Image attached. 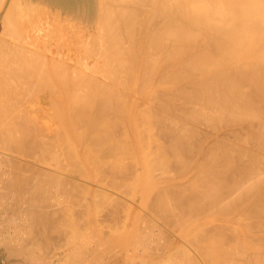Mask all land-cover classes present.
<instances>
[{"label":"bare ground","instance_id":"obj_1","mask_svg":"<svg viewBox=\"0 0 264 264\" xmlns=\"http://www.w3.org/2000/svg\"><path fill=\"white\" fill-rule=\"evenodd\" d=\"M5 1H2V3H1V5H0V10H1V8H2V6H3V3H4ZM9 5H8V7L10 6V0H9ZM12 5V4H11ZM108 11L106 12V14L104 15V22H105V25H104V22H103V37H106L107 38V40L108 41H110V44H109V42L104 38L103 40H102V46H103V41H107V44L106 43H104V51H102L101 50V48H99V46H98V44H97V40H96V43L93 45L94 47L96 46V44H97V46H96V49L98 50L99 49V51H97L96 52V54H97V57L95 56V52L93 51L94 49H89V51H88V49H84V48H90V47H92V45H84V43H83V41H86V39H84V38H80L82 35V37H84V34L83 33H81L80 34V32H79V34H80V36H79V34L78 33H76L79 37L77 38L76 36V34H74V35H76L75 37L78 39H76L77 41H74V40H71V38H69V36L71 35L70 33H68V32H65V31H61V29L59 30V28H40L39 26H40V24L38 23V22H36V23H34V25L32 26V22H31V26H27V25H25V21L26 20H24L26 17H23V18H21V16H20V18L21 19H17V18H15L14 17V14L17 12L16 10H15V12H14V10H8L7 11V9H6V11H7V13L5 14H3V15H1V18H0V23H1V26L4 28V30H5V28H6V30L8 29V30H10V31H12V34L14 33V35L16 36V35H18V38H21L22 37V40H20V42L19 41H16V44H12V45H10L9 44V46H10V48H9V46H8V44H5V42L4 43H1V48L0 49H2L3 47H5V48H7V46H8V48H7V51L5 50H2L3 52H1V50H0V127H2V128H0L1 130H0V142H1V140H4V142L2 143L3 145L4 144H8L9 146L7 147V145L5 146L4 145V147H2L3 145H1V147L3 148V149H6L7 151H8V149L10 150L11 148V150L14 152V151H16V149L18 150V152H23V156L24 155H28L29 153H31V154H38V156L41 154L40 152L42 151H44V152H46L47 154H49V153H56V149H59L57 146H59L61 149H59V150H57V154H52V155H55V156H59L60 155V153H62V155H60V159H61V157L63 156V155H66V156H71V157H73V155H75L76 153H75V151L77 152V154L74 156V157H76L77 155V159H71L70 158V156H69V159H71V161H69V159H67L66 161H68V162H70V164L72 163L73 164V162H74V164L75 163H77V164H79V163H81V165H82V162L84 163L83 164V166L85 165V167L84 168H81V167H83V166H81V165H77V164H75V166H74V164L72 165V166H74L72 169H73V172H74V170L75 171H77V172H79V175H80V173H82L84 176L86 175V174H88L87 176H90L91 178H93V182H94V179H95V175H96V173H95V175H94V173H92V171H97V172H100V175H99V173H97V177H98V175L99 176H101V174L102 173H104L105 174V171H107V170H104V171H102L101 172V170H103V169H105L106 167H107V165H105V164H103L102 166H104V167H102V166H100L102 163H104V161L105 160H108L107 158L104 160V157H110L109 155H112L111 157H110V159L112 160H110L109 159V161H106V162H112L111 164H112V166H113V168H112V170H114L115 171V173H118L119 174V171H123V169H127L128 170V167H129V165H132V164H129L128 163V156H131V158L129 157V161H130V163H133V162H135V160H138V158L140 157V155L139 156H136V158L134 159L133 158V155H135V149L133 150L132 148V145H128L129 143L128 142H131L132 141V139H130V137H128V139H130L131 141H128V139H127V145L128 146H131L132 148V150L129 148V147H127V145L125 146L124 145V143H122L121 141H124L125 142V138L124 137H127V136H130V134L129 133H125L127 130H125V132L123 131L124 129H126V127L122 130L123 131V133H125L126 134V136L124 135V134H120L121 135V139H118V140H121V141H118V140H116L117 139V137H120V135H119V133H118V136L116 137L115 135H116V132L118 131L119 132V127L121 126L119 123H118V121L121 119V120H123V122H124V124H122L121 122V120H120V123L122 124V125H125L126 123V116L127 117H129L128 115H131L130 117H133V115H132V111L134 110V108L133 107H136V106H138V107H140L139 105L141 104L142 106L144 105L143 103H146V102H148V99H149V96H150V98L152 99L153 97H152V95H149V96H147V93H150V94H152L153 92H156L157 94H158V96L160 95V94H162L161 95V99H160V101H156V103H157V105L159 104V107L157 106L156 108H158V110H159V108H161V105L163 104V105H169V100L167 99V101H168V103H166V101L163 103H161V101H162V96H164V97H167V95L168 94H170L168 97H169V99L171 100V97L173 98L172 100H173V102H176L175 104L172 102V101H170V102H172L173 104H174V107L176 106V107H178L179 106V102H177V100H182V101H184V100H186L185 101V103H184V105L186 106V111L184 110V112H182L180 109H182V107L181 108H176L175 107V109H174V107H173V105L172 104H170V106H168L169 108H171L172 109V107H173V109L175 110V111H172V110H170V111H172V112H170V113H174V112H176L177 110H179V115L180 116H178V113H175V115H173V117H176V116H178V117H176L174 120L171 118V116H169L168 117V115L169 114H167L166 113V111H165V109H167L168 107H162L163 109H164V111H162L161 109L158 111V112H160L161 113V111L163 112V113H161V116L159 117L160 119H157V118H155V115L154 116H152L154 113H153V111L150 113L148 110H146V111H148L149 113H150V115L152 116V117H154L155 118V120L157 119V120H160L161 121V124L163 123V121H165L166 122V120L167 121H170L171 119L173 120H171L169 123H172L171 124V126L169 125V123L167 122L166 123V125H165V123L163 124V125H165L166 127H165V129H166V136L169 138V140H168V138H167V140H168V142L170 141V145H167V148H168V146L170 147H172V143H174V144H179V145H177V146H179V149L181 150L182 149V144H186L187 142L190 144V142H192V140L191 139H194V141L191 143V145L193 144V143H195V145L193 144V146H191L192 148H193V150L195 151V147H196V142H195V134H194V132H192V131H190V129L189 128H191V129H193V131L195 130V128H197L196 127V124L194 125L193 123H200L201 121L200 120H202L203 121V119L204 118H206V121L204 122V123H208V121H210L211 119H209V116L207 115V112H208V114L210 115V113H211V111H210V108H211V110H214V111H218V112H213V114L215 115V114H217V113H220V112H222V113H220L221 114V116L222 115H225L227 112H228V114H235V115H237V114H239V113H241V114H239V115H241L242 116V118H245L244 116H247V118H249L250 116H251V122L252 121H254L253 119H254V117L256 116V119H255V121L258 119V121H254L255 122V126H254V124H252V126H254V128L256 127L257 129H253V130H256V135H254V134H252V133H254L253 131L251 132V131H249V132H251L250 134L249 133H247L248 131V129L247 128H243V129H246V130H243V131H245V132H243V133H245V134H248V136H245V137H247L248 138V140H249V136L252 134L253 135V138H254V136H257L256 138H254V139H258L259 138V140L261 141V146H263L264 145V0H108ZM130 5H131V8H132V11L130 12V10H128L129 9V7H130ZM15 6V5H14ZM13 6V7H14ZM134 6H137V7H140V8H143V10H145V11H143V10H141V9H139V11L141 10L142 11V13H141V11L140 12H138L135 16L133 15V14H135L136 13V11H137V7H135V9H136V11L133 9V7ZM16 7V9H17V7L18 6H15ZM130 8V9H131ZM17 10H19V9H17ZM134 11V12H133ZM146 11H148V13H147V15L148 16H150L151 17V20H150V17H149V19L147 20V23H148V21L150 22L149 23V25L151 24V27L155 24V27L153 26L150 30H149V33H147V31H146V34L147 35H145L144 33H142V35L144 34L145 36H143V39L141 40V42L139 43L138 42V39H139V34H137L136 32H140V28H139V30H137L136 28H133V26H135V27H140V26H138L139 25V23H141L140 21H142V14H143V12L145 13ZM19 12V11H18ZM20 13V12H19ZM141 13V14H140ZM17 15H18V13H17ZM20 15V14H19ZM40 15V14H39ZM137 15H140L141 17V19H140V21H139V16H137ZM147 15H145V17L147 18ZM42 16V15H41ZM132 16L134 17V18H132ZM138 17V18H136L135 19V17ZM19 17V16H18ZM144 17V18H145ZM41 18V17H40ZM153 18H155V19H153ZM29 19V18H28ZM27 19V20H28ZM137 20V24H136V21L134 22L133 20ZM163 19H164V21H163ZM30 20V19H29ZM131 20V21H130ZM154 20H156V21H154ZM34 21V20H33ZM71 21V20H70ZM74 21V20H73ZM131 22V24H133L132 26H130L129 25V23L128 22ZM153 21H154V23H153ZM162 22V24H161V22ZM20 22V23H19ZM29 22V21H28ZM144 23H146L145 22V20L143 21ZM142 22V23H143ZM165 24H164V23ZM76 23V22H75ZM143 23V24H144ZM157 23V24H156ZM29 24V23H28ZM126 24H128L130 27H132V29H135L136 31L134 32L133 30H131L132 31V33L134 32L136 35H134V36H137V37H135L134 38V40H136V38H137V42H138V44H136L138 47H137V50H139V52H137L138 54H136V57H137V59L135 60V64H131L130 63V60H132V55L130 56L131 57V59L129 60V58H127L128 57V54L130 53V54H132V52L131 51H134L133 53H135V50H136V48H134L135 50H133V49H131L130 48V46L133 48V46L130 44V42H129V44H126L127 42H128V40H127V38H129V33H131V31H130V27L128 28L127 26H126ZM142 24V26H144V27H146L145 25H143ZM163 24H164V26H163ZM82 25V24H81ZM137 25V26H136ZM141 25V24H140ZM161 25V26H160ZM8 26V27H7ZM123 26L125 27L124 28V30H123ZM147 27H148V24H147ZM62 28H64V27H62ZM126 28H128L127 30H128V34H127V32H125V30H126ZM2 29V28H1ZM142 29V28H141ZM6 30H5V32H6ZM144 30H146V28L144 29ZM148 30V29H147ZM1 31V30H0ZM3 32V31H2ZM7 32H9V31H7ZM141 32H142V30H141ZM140 32V33H141ZM144 32V31H143ZM1 33V32H0ZM11 33V32H10ZM66 33H68L69 35H66ZM72 33V32H71ZM58 34V35H57ZM199 34H200V38H201V35H202V37L204 38L202 41L203 42H201V43H205V44H203L204 46H205V48H201L202 46H201V43L199 42L198 43V46H201L200 48L198 47V49H201V50H197V47H196V51H195V46L194 45H196V43L197 42H195L196 40H197V36H199ZM2 35V34H1ZM5 35V34H4ZM13 35V37H15ZM131 35V34H130ZM21 36V37H20ZM38 36L41 38V39H44L45 40V44L43 43H41V42H39L41 39H39L38 40ZM141 36V35H140ZM10 37H12L11 35H10ZM17 37V36H16ZM72 37V36H71ZM125 37H127V38H125ZM132 37V36H131ZM130 37V40L129 41H131V40H133L132 38ZM169 37H171V39L169 38ZM2 38V37H1ZM18 38L17 39H15V40H18ZM199 38V37H198ZM3 39V38H2ZM4 39L5 40H7L5 37H4ZM12 39V38H11ZM38 41H37V40ZM54 39V40H53ZM95 39V38H94ZM93 39V40H94ZM97 39V38H96ZM164 39V40H163ZM165 39H169L170 41H168L167 43H172V47H168V46H170V44H168V45H165V44H163V42L165 43L166 41H165ZM196 39V40H195ZM202 39V38H201ZM49 40H51V41H49ZM126 40V41H125ZM193 40H195L194 42H193ZM0 41H1V39H0ZM10 41H12V40H10ZM14 41V40H13ZM48 41V42H47ZM53 41H54V43H53ZM114 41V42H113ZM177 42V43H179V42H189V41H191L192 43H193V47H191L190 45V47H188V49H191V50H194L195 52L194 53H192V51H191V53L189 52V55L187 54V57H186V55L184 56V58H189L188 60H186V59H184L183 58V60H182V58H180L182 61H181V63H184L185 64V66H187L188 68H186L185 69V67L183 66V65H181L180 64V61H178L179 59V57L182 55V53H183V51L185 50V53H186V51L188 50H186V48H185V46H181V45H179L178 44V46H176V47H178V49L176 48V49H174L173 48V45L175 44V42ZM204 41H206V42H204ZM7 42V41H6ZM17 42H18V44H17ZM39 42V43H38ZM90 42V41H89ZM99 42V41H98ZM101 42V41H100ZM135 42V41H134ZM137 42H135V43H137ZM173 42H174V44H173ZM14 43V42H13ZM84 45L83 47L81 46L82 44ZM86 43L88 44V41H86ZM112 43V44H111ZM166 43V44H167ZM176 43V44H177ZM4 44L6 45V46H4ZM79 44H81V45H79ZM107 46H106V45ZM126 44V45H125ZM207 44H208V46H207ZM130 45V46H129ZM163 45H165V46H167L168 47V49H170V50H172V49H174L172 52H171V55L172 54H175V53H177V55H179V52H181L180 53V55L179 56H177L176 54L174 55L175 56V58H177L178 60H177V62L176 63H178L179 62V64L178 65H181V66H183L182 68H179V66H177V68H179V69H182V70H184V72L185 71H189L190 72V74L188 73V76L187 77H190V78H188L189 79V82L187 83V81H186V84H183V85H185V86H183V85H181L182 87H180V85H178L177 86V88L178 87H180L181 89L183 88L184 90V92L182 91V90H180L179 92H178V89L176 90L177 92L175 93V89L173 90V89H171L173 92H171L172 94L173 93H175V94H173L174 96H177V94H179L180 96L182 95V98H180V96H179V98H174L173 97V95L171 94V93H169L171 90H169L168 88H169V86H167V90L168 91H165V92H167L168 94H166L163 90H160L162 93H159L158 91H159V88L155 91H153V89L155 88V86L157 85V86H159L158 84H159V82L160 81H163V80H161V78H163L164 80H165V77H162L161 75L165 72V70L168 72H171L172 73V71L174 70V69H176L175 70V72H177V73H175V72H173V73H175V75L174 76H176L177 78H178V76H180L181 77V79L180 80H177V78L175 77L174 79H172V80H168V79H171V77L173 78V73H172V75L169 73H167L166 72V74L168 75L167 76V81L165 80V84H167V83H169V81H170V83H171V81H172V83H173V81L176 83V82H178V81H181V80H186V74L187 73H184L183 71H182V74H180L179 73V70H177V68H175L176 66V64L174 63L173 64V62L171 63V62H169V63H171L172 65H174L175 67H172V66H163L162 64L163 63H159V61H160V58H162V62H164L163 60H165V58H167L166 60L168 61V59L170 58V60H171V55H170V50H169V52H168V50H165L164 49V51H163V48H167V47H163ZM184 45H186V44H184ZM3 46V47H2ZM84 49V50H82V48ZM90 46V47H89ZM187 46H188V44H187ZM186 46V47H187ZM197 46V45H196ZM105 47H107L108 49H106ZM136 47V46H135ZM174 47H175V45H174ZM4 48V49H5ZM79 48H81V49H79ZM128 48H129V51H128ZM194 48V49H193ZM131 49V50H130ZM80 50V54L81 55H83V53H82V51L83 52H86L84 55L86 56L85 58L87 59V55L89 54L90 55V53H91V56L93 57V58H95V59H97V60H94L95 62L94 63H92V61L91 62H88V61H90V60H86V59H84V56H80L79 55V51ZM91 50V51H90ZM102 52H101V51ZM106 50V51H105ZM165 51H167V52H165ZM190 51V50H189ZM199 51V52H198ZM88 52V53H87ZM93 52H94V54H93ZM163 52H165L164 54H163ZM175 52V53H174ZM168 55H167V54ZM75 54V55H74ZM129 54V55H130ZM165 54L167 55V57L165 56ZM184 54V53H183ZM133 55H135V54H133ZM80 56V57H79ZM91 56H88V57H91ZM163 56V57H162ZM165 56V57H164ZM168 56H170L169 58H168ZM3 57V58H2ZM100 57H102V58H100ZM134 57L135 56H133V60H134ZM135 57V58H136ZM182 57V56H181ZM81 58V59H80ZM102 59L101 61L103 62V63H101V61H100V59ZM174 58V57H173ZM86 60V61H84L83 63H82V61L83 60ZM92 59V58H91ZM82 60V61H81ZM132 60V61H133ZM165 60V62L166 63H164V64H166L167 65V61ZM174 59H172V61H173ZM176 60V59H175ZM186 60V61H185ZM137 61V62H136ZM129 62V63H128ZM134 62V61H133ZM161 62V61H160ZM186 62V63H185ZM159 63V64H158ZM168 63V64H169ZM101 64H102V66L104 67H102L101 66ZM157 65H160V67H159V69L163 66L164 68H161V72L160 71H158V72H160V74H158V72H157ZM180 66V67H181ZM168 67H170V68H168ZM171 68H173L172 69V71H171ZM184 68V69H183ZM189 68H192V69H194L193 71H192V69H189ZM158 69V70H159ZM164 69V70H163ZM169 69V70H168ZM163 70V71H162ZM202 70V71H201ZM104 71H106V72H104ZM192 71V72H191ZM199 71V72H198ZM200 71H201V73L204 75V76H202L201 74H200ZM104 72V73H103ZM194 72H198L199 74H200V76H199V74H197V73H194ZM183 73L185 74L184 76H185V78L183 79V77H182V75H183ZM191 73H192V75L193 74H197L198 76H199V79L197 78V76H196V78H197V81L195 80V82H194V80L193 79H191V78H194V77H192V76H189V75H191ZM157 74V75H156ZM165 74V73H164ZM159 75V76H158ZM171 75V76H170ZM157 76V77H156ZM166 76V75H165ZM160 77V78H159ZM170 77V78H169ZM201 77H203V78H201ZM177 81H176V80ZM190 79L191 80H193L192 81V83H191V81H190ZM163 83V82H162ZM169 83V84H170ZM171 83V84H172ZM174 83V84H175ZM185 83V82H184ZM194 83H195V85H194ZM164 84V83H163ZM176 84H178V83H176ZM188 84V85H187ZM189 84H192L193 86H191V89H193L194 88V90L191 92L190 91V93H189V91H187V90H185V88H189L188 86H189ZM162 85V84H161ZM186 85H187V87H186ZM195 86V87H194ZM122 87H124L125 88V90L128 88V89H130V93L132 92V91H136V92H139V94H143L144 93V95L142 96V97H139V95L137 96V97H139V99L140 98H142V99H140L139 101H137L138 100V98H136V97H134V96H132L131 94H129L130 96H131V98H136L135 100H133V99H131V98H129V99H131L132 100V103L131 104H129L130 103V101L128 102V103H126V99L125 98H127V97H125V98H123L124 96H125V94H122L123 93V91H121L123 88ZM173 87V86H172ZM193 87V88H192ZM150 88V90L152 89V91L151 92H149L150 90H148ZM165 88V87H164ZM170 88H171V85H170ZM156 89V88H155ZM162 89V88H161ZM41 90V91H40ZM124 90V91H125ZM148 90V91H147ZM34 91L36 92V91H40L39 93V96H38V94H37V97H32V96H30V94L31 95H33V94H35L34 93ZM119 91H121L122 93H120V94H122V95H120L119 93H117V92H119ZM127 91V90H126ZM126 91L124 92V93H126ZM181 91H182V94H180L181 93ZM31 92H33V94L31 93ZM38 92H36V93H38ZM127 92H129V91H127ZM146 93V94H145ZM163 93H165L166 94V96H165V94H163ZM27 94H29V95H27ZM86 94H88V95H86ZM118 94L120 95V97L118 96ZM137 93H134V95H136ZM156 94V95H157ZM185 94V95H184ZM84 95L85 96H88V100H87V97H85L84 98ZM93 96V97H95V100H93L94 98H92V101H94L93 102V104L95 105V103H96V106L97 107H95L93 104H92V101L91 100H89L90 98H91V96ZM155 95V93L153 94V96ZM188 95V97H183V96H187ZM27 96V97H26ZM29 96L30 97H32V98H29ZM171 96V97H170ZM24 97H26L27 99H35V98H37V99H35V102L36 103H32V102H27L28 100L26 99V98H24ZM160 97V96H159ZM22 98H24V99H22ZM81 98H84V99H86V100H82ZM120 98L122 99V100H124L125 101V103L123 102V101H121L120 100ZM155 98H156V100L158 99L156 96H155ZM155 98H153V99H155ZM190 99V100H188V99ZM25 99H26V101H25ZM151 99H149V102H154V101H150ZM152 99V100H153ZM158 99V100H159ZM174 99H175V101H174ZM187 100L189 101V104H190V106H191V104H195L196 103V107H194L195 105H193V106H191V107H189V108H193L194 107V111H193V113H192V109H189V108H187L188 107V104H186V103H188L187 102ZM22 101H25L26 103H24L25 105L27 104V103H29V104H34L31 108H27L28 107V105H26L25 106V108H23L22 106H24L23 104H21L22 103ZM83 101V102H82ZM89 101V102H88ZM127 101H128V98H127ZM181 101V102H182ZM90 102H91V104H90ZM159 102V103H158ZM191 102V103H190ZM194 102V103H193ZM124 103V104H123ZM155 103V102H154ZM161 103V104H160ZM183 103V102H182ZM182 103H180L181 105H182ZM197 103H199V104H197ZM88 104V105H87ZM127 104H129V106L128 107H130L129 108V111H130V113H129V111L126 109L127 108ZM151 104V103H150ZM203 104V105H202ZM79 105V106H78ZM85 105H86V107H85ZM133 106V107H131V106ZM134 105H136V106H134ZM153 106H154V104H152ZM156 105V104H155ZM178 105V106H177ZM184 105H182L183 107H184ZM197 105H199V107L197 106ZM207 105V107H208V109L207 110H205V109H203V108H200V106L202 107H204V106H206ZM74 106H76V107H74ZM80 107L79 109H78V107ZM90 106V107H89ZM124 106H126V107H124ZM149 105H147V108H149L148 107ZM153 106H151V107H153ZM92 107H94V108H92ZM144 107V106H143ZM151 107H150V109H151ZM199 109H198V108ZM206 107V108H207ZM128 111L127 112V115H126V110ZM137 108V107H136ZM169 108H168V110H169ZM205 108V107H204ZM213 108V109H212ZM125 110V112H124V110ZM144 109V108H143ZM145 109H146V107H145ZM154 109H155V107H154ZM184 109H185V107H184ZM187 109H188V113L191 111V113H189V114H193L194 116H192L191 115V118H193V119H191L192 120V124L193 125H191L192 127H190L188 124L189 123H191V122H187V121H189V120H187V119H190V118H188V117H185V115H184V113L186 114L187 113ZM201 109H203L204 111H202ZM123 110V112L121 113V111ZM136 110V109H135ZM134 110V111H135ZM139 110V109H138ZM140 110H142V109H140ZM152 110V109H151ZM150 110V111H151ZM156 110V109H155ZM183 110V109H182ZM190 110V111H189ZM143 111V110H142ZM207 111V112H206ZM209 111H210V113H209ZM75 112H77V114L75 113ZM136 112V111H135ZM135 112H133V113H135ZM139 113H140V111H138ZM154 112H156V111H154ZM165 112V113H164ZM178 112V111H177ZM203 112H205V114L203 113ZM225 112V114H223ZM76 115H78L79 113H81V114H79V116L77 117H75L74 115L75 114ZM116 113H118V115H121V118L120 117H118L117 115H115V116H113L114 114H116ZM120 113V114H119ZM129 113V114H128ZM145 114H146V112H144ZM148 113V114H149ZM153 113V114H152ZM183 113V114H182ZM187 113V114H188ZM74 114V115H73ZM123 114H125V116H122ZM143 114V113H142ZM156 114H157V112H156ZM163 114H165V116L163 115ZM177 114V115H176ZM186 114V115H187ZM212 114V113H211ZM242 114H252V115H242ZM149 115V116H150ZM171 115V114H170ZM181 115H184V116H182L185 120L184 121H186V122H184V121H180L181 122V124H177V123H175V122H178L182 117H181ZM231 115L230 116H228V118L230 117L231 118ZM253 115H255L254 117H253ZM74 116V117H73ZM112 116L113 117H118L117 119H119V120H117V121H114V119L115 118H112ZM145 115L143 114V117H144ZM168 118H167V117ZM189 116V115H188ZM219 116V114H217V117H216V115L215 116H213V115H211V117H212V122H211V124L215 127L216 126V124L217 123H214V120H213V118L215 117V118H218L219 120L221 119L222 120V117L224 118V116H222L221 118H219L218 117ZM226 116H227V114H226ZM225 116V117H226ZM240 116V117H241ZM125 118V121H124V118ZM142 117V118H143ZM157 117V116H156ZM165 117V118H164ZM181 117V118H180ZM195 117H196V119H198L199 117H203L202 119H198L199 121H195V122H193V120H195ZM198 117V118H197ZM207 117H208V119H207ZM233 117V116H232ZM239 117V118H240ZM252 117H253V119H252ZM73 118H74V120H73ZM76 118H79L81 121L78 123V120H76ZM123 118V119H122ZM134 118V117H133ZM146 118V117H145ZM149 118V117H148ZM153 118V119H154ZM167 118V119H166ZM177 118H179V120L177 119ZM242 118H240L239 120H245L246 121V118L245 119H242ZM128 119V118H127ZM130 119V118H129ZM135 119V118H134ZM144 119V118H143ZM142 119V120H143ZM152 119V118H151ZM170 119V120H169ZM176 119L178 120V121H176ZM218 119H216V120H218ZM232 119H234V120H238V117H236V119L235 118H232ZM231 119V120H232ZM250 119H249V122H250ZM73 120V121H72ZM114 121V123H113V121ZM116 120V119H115ZM190 120V121H191ZM208 120V121H207ZM224 120H225V118H224ZM223 120V121H224ZM231 120L229 119V120H227L226 121V123L227 124H229V123H232L231 122ZM237 120H236V123H237ZM238 120V121H239ZM77 121V122H76ZM129 121V120H128ZM127 121V124L130 122H128ZM131 121H133V122H135V120H131ZM159 121V122H160ZM175 121V122H174ZM247 121H248V119H247ZM56 122L59 124L58 126L56 125ZM115 122L118 124H115ZM133 122H132V124H133ZM158 122V121H157ZM229 122V123H228ZM240 122V121H239ZM238 122V123H239ZM248 122V123H249ZM55 123V124H54ZM75 123H77L76 125H75ZM131 123V122H130ZM129 123V124H130ZM174 123V124H173ZM179 123V122H178ZM187 124L186 126L187 127H189V128H187L186 126H185V124ZM222 122L220 121V124H221ZM224 123V122H223ZM225 123V124H226ZM233 123H235V121H233ZM240 123H242V122H240ZM244 123V122H243ZM81 126V124H82V126L83 127H85V129H84V131H82L83 129H82V126H81V131H82V134H80L79 133V131H80V127H79V125ZM117 126H115V125ZM126 124V125H127ZM132 124H131V126H132ZM160 124V125H161ZM168 124V125H167ZM176 124H177V126H176ZM209 124V123H208ZM215 124V125H214ZM220 124L218 123L217 124V126L219 125L220 126ZM245 124V123H244ZM250 124V123H249ZM56 125V126H55ZM77 125H78V128H77ZM210 125V124H209ZM230 125V124H229ZM248 125V124H247ZM4 126V127H3ZM116 127V130H115V127ZM119 126V127H118ZM130 126V127H131ZM193 126H195V128L193 127ZM244 126H246V124L244 125ZM251 129L253 128V127H251V125H248ZM114 127V128H113ZM160 127H163L162 125L160 126ZM186 127V128H185ZM247 127V126H246ZM76 128L79 130H76ZM133 128V127H132ZM242 128V127H241ZM115 130V132H114V130ZM162 129V128H161ZM165 129H163L164 130V133H165ZM187 129H189V131H187ZM163 130H161L162 132H163ZM197 130V129H196ZM199 130V129H198ZM197 130V137L196 138H198L200 135V133H202V131L199 133V131ZM239 130V129H238ZM77 131H78V133H77ZM122 131H120V132H122ZM242 131V130H241ZM161 132V133H162ZM190 132H192V134H194V137L192 136V134L190 133ZM196 132V131H195ZM226 132V131H225ZM240 132V131H239ZM115 133V134H114ZM242 133V134H243ZM163 134V133H162ZM191 134V139L190 138H188L189 137V135ZM224 134V133H223ZM223 134H221V135H223ZM228 134V133H227ZM202 135V134H201ZM225 135H226V133H225ZM252 135H251V137H252ZM64 136H66L65 137V139L67 140H63L64 139ZM70 136V137H69ZM71 136H73L74 138H77V140H78V138H80V140L78 141L79 143H80V146H79V149H77L76 150V148H78V146L75 148V150H73V148L70 150V144H68V140H69V138H71ZM163 136H164V134H163ZM162 136V137H163ZM229 136V135H228ZM228 136H227V138H228ZM8 138V141L9 142H7V138ZM69 137V138H68ZM171 137V138H170ZM219 137V136H218ZM222 137H224V136H222ZM222 137H220L221 139L220 140H222V141H224L225 139H223ZM226 137V136H225ZM250 137V138H251ZM122 138H123V140H122ZM246 138V139H247ZM251 139V140H254V139ZM160 139V138H159ZM158 139V140H159ZM163 139V138H162ZM188 139H190V142H189V140ZM13 141V140H15V141H20V142H22V149H24V151L21 149V147L19 148V146H17L18 148H16L15 147V145H12L14 142H11V141ZM171 140H173L174 142H171ZM215 140H217L218 141V138L217 139H215ZM218 141L217 143L216 142H214L213 143V145L212 146H210V147H214V144H215V147H216V144L217 145H219V142L220 143H222V146L221 147H218L217 146V152H218V150L220 149L221 150V152H218V154H217V152H215V151H213L212 149H210L208 146V148L207 149H209L210 151H212V152H210V153H208L209 151H207V153H208V155H211L212 153V155L214 156L215 155V153H216V155H221V153L223 154V156L221 155V157H219V158H221V159H226V161L228 160V164H231L232 163V161L234 160H236L237 161V159L238 158H240V157H238L237 159H235L238 155H234V157L232 158V156H233V154H234V152L236 151V150H238V145L239 144H237V143H235L234 142V145H236V146H234L235 148H236V150H233L232 151V149H235L234 147H232L233 145H230L232 142L231 141H229V140H225V141H229V145L228 144H226V142H221V141ZM256 140H254L255 142H256ZM5 141H6V143H5ZM66 141V142H65ZM144 141V140H143ZM11 142V143H10ZM19 142V143H20ZM121 142V143H120ZM125 142V143H126ZM160 142V141H159ZM186 142V143H185ZM253 142V141H252ZM254 142V144L255 145H257L258 143H259V150H260V142L258 141L257 143H255ZM103 143H106V145L108 144V146L106 147V146H102L101 145V147L99 148V150H98V147L100 146V145H98V144H103ZM166 143V142H165ZM10 144H11V146H10ZM23 144H25L26 146H27V151H25V146L23 145ZM64 144H67V146L69 147V151H72V152H68V148H67V146L66 147H64L65 145ZM123 146H121V145ZM131 144V143H130ZM132 144H133V142H132ZM201 144V143H200ZM200 144H199V146L198 147H200ZM224 144H226V145H224ZM233 144V143H232ZM19 145V144H18ZM95 145H97V149L96 150H98V151H95V149H94V147H95ZM103 145H105V144H103ZM186 145H188V144H186ZM253 145V144H252ZM254 145V146H255ZM20 146H21V144H20ZM92 146H94L93 148H92ZM175 146V145H174ZM195 146V147H194ZM241 146V145H240ZM258 146V145H257ZM10 147V148H9ZM24 147V148H23ZM109 147V148H108ZM121 147V148H120ZM143 147H144V144H143ZM169 148L170 150L173 148L174 149V147H172V148ZM187 146H185V150L186 149H188V148H190V146H188L187 148H186ZM202 147V146H201ZM248 147V146H247ZM246 147V149H245V147L243 146V148H240L239 147V153H241L242 155L241 156H244V159H245V157L247 156L245 153V150H247L248 148ZM253 146H251V148H252ZM256 147V146H255ZM15 150H14V149ZM105 148V153H102V152H104L103 150H101V154H96V155H94V152H96V153H98L99 151H100V149H104ZM122 148H123V150H122ZM124 148H128L129 150H130V152H132L133 151V155L131 154H128V152H129V150H126V151H124ZM135 148V147H134ZM158 148V147H157ZM161 148V147H160ZM162 148H163V146H162ZM165 148V147H164ZM184 148V147H183ZM192 148H190V150H187V152L186 151H184V150H182V151H184V152H186L185 154H188V155H193L195 152H193L192 151ZM263 148H264V146H263ZM21 149V150H20ZM65 149L67 150V152L69 153H66L65 154ZM93 149H94V152H93ZM107 149H108V151H107ZM119 149H121L122 150V152L123 153H121V150H119ZM166 149V148H165ZM178 149V148H177ZM176 149V146H175V150H173V152L172 153H174L175 154V158L176 157H184V156H182V154H178V152H180L181 153V151H179V149L177 150ZM199 149V148H198ZM202 149V148H201ZM204 149V148H203ZM202 149V150H203ZM206 149V146H205V151L207 150ZM240 149H242V151L240 150ZM243 149H245L244 151H243ZM250 149V148H249ZM249 149H248V151H249ZM41 150V151H40ZM60 150H61V152H60ZM78 150H79V152H80V154H78ZM91 150H92V152H91ZM164 150V149H163ZM167 150V149H166ZM219 150V151H220ZM254 149H250V151L252 152V153H254V151H256V150H254ZM263 149H261V151H262ZM65 151V152H64ZM73 151H74V153L75 154H73ZM120 151V154H126V156H124V155H118V152ZM147 151V150H146ZM172 151V150H171ZM175 151V152H174ZM178 151V152H177ZM188 151H189V153H188ZM232 151V152H231ZM241 151V152H240ZM258 151V150H257ZM6 152V151H5ZM9 152V151H8ZM17 152V151H16ZM24 152H26V153H24ZM27 152H29V153H27ZM49 152V153H48ZM58 152H60V153H58ZM107 152V153H106ZM156 152V150L154 151V153ZM183 152V153H184ZM242 152H245L244 153V155H243V153ZM1 153V152H0ZM4 153V151L1 153V154H3ZM64 153V154H63ZM171 153V154H172ZM198 153V152H197ZM207 153H205V156L207 155ZM231 153H233L232 155H231ZM238 153V152H237ZM248 153V152H247ZM256 153L257 152H255V154L254 155H256ZM7 155L8 154V156L9 155H11V154H13V153H11V154H9V153H4L3 155ZM17 154H19V153H17ZM16 154V155H17ZM31 154H29V155H31ZM43 154V153H42ZM73 154V155H72ZM92 154V156L94 157V158H96L97 157V155H100V156H102L101 157V159L103 158V160H99L100 158V156L99 157H97L98 158V160L97 161H95L94 163H95V165L94 166H91V164H90V160L92 161V159H94L93 157H91L90 155ZM104 156H103V155ZM113 154H114V157H113ZM119 157H121V159L120 158H118V156ZM128 154V155H127ZM174 154H172L173 155V157L172 158H174ZM176 154H178V156H176ZM249 154V153H248ZM251 154V153H250ZM264 154V153H263ZM5 155V156H6ZM21 155H22V153L21 154H19V155H17V156H19V157H21ZM27 155H26V157H27ZM28 155V156H29ZM34 155H31V156H34ZM46 154H44V155H42V156H37L38 157V159H40V157L41 158H43L44 159V156H45ZM80 155V156H79ZM115 155L117 156V158L115 157ZM147 155V154H146ZM159 155H161V154H159ZM159 155H158V157H155V156H153V154H151L150 156H153V157H155V158H158V159H154L155 160V163H156V160H157V164H160V162H161V164H160V166L162 165V163H163V165H164V162H167L168 161V159H166L165 157H164V155H163V160H167V161H161V159L162 158H160L159 157ZM162 155H161V157H162ZM171 155V156H172ZM207 155V157H205V158H210V156H208ZM212 155H211V157H212ZM246 155V156H245ZM4 156V157H5ZM16 156V157H17ZM22 156V157H23ZM51 156V155H50ZM124 156V157H123ZM142 156V155H141ZM166 156V155H165ZM170 156V157H171ZM194 156H195V154H194ZM193 156V157H194ZM240 156V155H239ZM250 156V155H249ZM252 154H251V158H252ZM11 157H13V155L11 156ZM21 157V158H22ZM26 157H24L25 159H26ZM47 157H49L48 155H47ZM47 157H45V158H47ZM65 157V156H64ZM79 157V158H78ZM80 157L81 158H83L82 160H84V161H81L80 162ZM112 157H113V159H112ZM122 157L123 158H126L127 159V161H126V163H125V161H123V159H122ZM135 157V156H134ZM138 157V158H137ZM167 157H169L168 155H167ZM191 157V156H190ZM193 157H191L190 159H193ZM218 157V156H217ZM215 158L216 159V161H217V159L218 158ZM248 157V156H247ZM246 157V158H247ZM255 157H259V158H262V161H260V162H263V157H264V155L262 156L261 154H259L258 155V153H257V156H254L253 158H252V160H251V164H252V162L253 163H256V164H258V165H260V167H262V166H264V163H262L263 165L261 166V163L259 162L258 163V161L260 160L259 158H257V160H256V158ZM3 158V157H2ZM1 158V156H0V167L2 168V162H4L5 160H6V158L4 159H2ZM14 158V157H13ZM23 158V159H24ZM28 158V157H27ZM56 158V157H55ZM57 158H59V157H57ZM56 158V159H57ZM133 158V159H132ZM142 158H143V156H142ZM144 158H146V157H144ZM147 158H149V157H147ZM144 159L145 161H149V159ZM160 158V159H159ZM171 158V159H172ZM182 158H179V159H181V161L179 160V164H180V162H181V164H180V167H181V165H184V163L186 162V160H185V158H183V160H185V161H183L182 160ZM243 157H241L240 159H242ZM17 159H20V158H17ZM16 159V160H17ZM28 159H30V158H28ZM27 159V160H28ZM31 159H33V158H31ZM42 159V161H44ZM55 159V160H56ZM60 159H57V160H59L60 161ZM65 159H66V157H65ZM65 159H63L64 160V162H65ZM118 159V160H122V162H124V164L127 166H125V165H123V164H119V163H121L120 161H116V160ZM131 159V160H130ZM151 159H152V157H151ZM152 159V160H153ZM170 159V160H171ZM189 159V160H190ZM221 159H218L219 161L218 162H220V160ZM233 159V160H232ZM244 159H242V161L244 160ZM248 159H250V158H247V160ZM259 159V160H258ZM4 160V161H3ZM35 160V162H36V159H34ZM56 160V161H57ZM78 160V162H76ZM134 160V161H133ZM140 160V159H139ZM139 160H138V162H139ZM142 160V159H141ZM140 160V161H141ZM158 160H160V161H158ZM174 160V159H173ZM175 160H177V159H175ZM212 160V161H211ZM229 160H232V161H229ZM17 161H20V160H17ZM16 161V162H17ZM25 161V160H24ZM30 161V160H29ZM28 161V162H29ZM33 160H31L29 163H28V165H30V163L32 162ZM73 161V162H72ZM99 161V163H97ZM100 161H102V163L100 162ZM133 161V162H132ZM143 161V160H142ZM191 161V160H190ZM190 161H187L186 163H190ZM193 161H194V159H193ZM192 161V162H193ZM206 161V162H205ZM223 161V162H222ZM234 162V163H246L247 161L245 160V162L243 161H241L240 160V162ZM239 161V160H238ZM249 161V160H248ZM257 161V162H256ZM5 162H9V161H5ZM21 162V161H20ZM27 162V161H26ZM35 162H33V165L32 166H34L35 164ZM61 162L63 163V161L61 160L60 161V164H61ZM68 162H66V163H68ZM118 162V163H117ZM144 162V161H143ZM151 162H153V161H151ZM151 162H146L147 163V165H148V163H151ZM169 162V161H168ZM170 162H172V161H170ZM176 162V161H175ZM175 162H172V166H173V163L175 164ZM182 162H184V163H182ZM204 162H205V164L206 165H204ZM209 162V164L210 163H212V162H214V163H218V162H215V161H213V159H205L204 161H202V163H200V165H201V167L204 165V166H209V164H207ZM221 162H222V165H223V163L225 164H227V162H225L224 160H221ZM221 162L218 164L219 166H221ZM231 162V163H230ZM23 163V162H22ZM21 163V165H23ZM43 163V162H42ZM41 163V164H42ZM45 164H46V162H44ZM49 162H47V164H48ZM59 162H57V164L55 163V165H53V167L55 166V167H57V171L56 172H59V171H62V170H59L58 171V167H59V164H58ZM66 163L64 164L65 166H67V168H69V167H72V166H70V164H67L66 165ZM92 163V162H91ZM113 163H115V164H113ZM116 163H117V165H116ZM127 163L129 164V165H127ZM137 162H135V164H136ZM154 163V162H153ZM154 163V166H152V167H156L157 166V164H155ZM178 163H176V165H174V166H176L177 168H175L174 166H173V168L174 169H178L179 168V164ZM185 163V164H186ZM214 163H212L213 165H211V167L208 169V172H214L215 171V174H211V175H215V176H211V177H209V178H213V180L211 181V182H213V181H215L214 180V177H220L219 175V173L218 172H220L221 171V176H222V178L224 177V176H226V175H228L229 174V172H228V174H227V171H230L231 169H232V165H230L231 166V169H230V167L228 166L227 167V169H223V168H226V165H223V166H225V167H223L222 168V170H217L216 171V168H218L217 166L218 165H214ZM248 163V162H247ZM246 163V164H247ZM250 163V162H249ZM248 163V164H249ZM11 164H12V162H11ZM100 164V165H99ZM144 164V163H143ZM142 164V165H143ZM166 164V163H165ZM227 164V165H228ZM247 164V166L245 165V164H241V165H245V167L244 168H246V167H248V168H246V170H244L243 169V166H241V165H238L237 167H236V165L237 164H235V168H237L239 171H237V169H235V168H233V171H235V172H233L234 173V176H236L237 175V173L238 172H240L241 171V169H243L244 170V172L243 171H241L240 172V176H243L244 178H242V179H245V180H241V177L239 178V176H237V177H233L234 179L232 180V177L231 176H233L231 173V175H230V180H232L231 181V183H229L228 185H229V187H224L227 183L225 182V181H227L228 180V182H229V175L225 178L224 177V179H225V181H223V180H220L219 178H215L216 180H217V182L216 183H218L219 182V184L217 185V184H213V183H211V182H208V185H206V189L208 188L207 186H209L210 185V187L209 188H211V186H212V190L210 191V189L208 190V191H210L209 193H211L214 189L217 191L218 189H220L222 186L221 185H223V187L224 188H227V190H225V189H221V190H218L217 191V194L215 195V191H214V193L212 192L210 195H215L214 196V200H216L217 199V196L219 197L218 199H220V200H218L217 201V203H219L218 204V206L216 205V207L214 206L215 204H217V203H215V204H211V202H214L213 200H211L212 198L210 197V195H208V191L207 192H205L204 190H206V189H201V190H203L204 191V193H207V196H209V197H204V196H206V195H204L203 197L205 198H203L202 199V194H203V191H200L199 189H197L196 187H195V189H197V190H199L200 191V195H201V197L200 196H198L197 197V194H195L196 192H198L197 190H195L194 191V189L192 190L191 189V186H190V191H192V192H188V194L190 193V195H187V197H188V199L190 200H193L194 201V199H192V197L190 198V196H193L194 194H195V197H197V198H201L202 200L200 201V199H196L195 201L197 202V200H198V202L200 203H202L203 204V200H204V202H206L205 203V205L206 206H204L203 207V205L200 203L199 205L201 206V208L203 209V211L202 212H204L205 210H206V207L209 205V204H211V206L210 207H215V208H213L212 210H216V209H219V210H222V211H224V213H226L227 214V208L229 207V206H231V205H235V203H236V201L238 200V199H240V197H245L246 196V193H247V196L248 197H250V198H253V197H251L252 196V193H250V194H248V192L250 191L251 192V190L253 189L254 191H255V189L254 188H257L258 187V185L260 186V187H258V188H261V190H262V188L264 187L263 185V182H264V179H262L264 176L262 175L261 176V174L260 173H256V171L259 169V168H257V170H256V164H249L248 165ZM5 165V164H4ZM7 165V166H6ZM4 167L5 168H8V166L10 165V162H9V165L8 164H6ZM16 165V164H15ZM19 165H20V163H19ZM18 165V162H17V166H14V167H9L10 169H5V171L7 170V171H9V170H11V175L9 174V177H13L14 175H12V174H15V173H12L13 172V170L11 169V168H16V169H14V171L15 170H17V172H16V178H18L19 179V175L21 176V173L19 172L21 169H19V168H21L20 166ZM27 165V164H26ZM27 165V166H28ZM49 165V164H48ZM57 165V166H56ZM63 164H62V168L64 169V170H66L67 168H65V166H64ZM93 165V164H92ZM97 165H99V166H97ZM120 165H122V166H120ZM142 166V165H140V164H136V166ZM144 165H146V164H144ZM147 165L145 166V167H147ZM152 164H150V166H151ZM156 165V166H155ZM178 165V166H177ZM188 165H190V164H188ZM200 165H198V166H200ZM12 166V165H11ZM26 166V167H27ZM47 166V165H46ZM64 166V167H63ZM76 166H78V167H76ZM79 166H81L80 168H79ZM106 166V167H105ZM111 166V167H112ZM124 166V167H123ZM133 166V165H132ZM150 166H149V168H150ZM184 166H186V165H184ZM183 166V167H184ZM214 166H215V168H214ZM240 166V167H239ZM252 166H254V167H252ZM25 167V168H26ZM30 167V166H29ZM29 167H27L28 169H30ZM41 167V166H40ZM40 167H37L36 165H35V169H37V170H39V174H41V176H42V173L44 174V173H49V170L51 171H55L56 170V168H55V170L54 169H50V168H46L47 169V172H44V169H43V171H40L41 170V168ZM52 167V168H53ZM99 167V168H98ZM109 167V166H108ZM107 167V168H108ZM110 167V168H111ZM183 167H181V168H183ZM222 167V166H221ZM220 167V168H221ZM240 169H239V168ZM242 167V168H241ZM250 167H251V169L256 173V176L258 175V177H256L255 176V174L253 175L252 174V176H251V174H249V173H247V172H251V169H250ZM38 168H40V169H38ZM43 168V167H42ZM61 168V166L59 167V169ZM61 168V169H62ZM100 168H103V169H100ZM110 168H108V171H109V169ZM123 168V169H122ZM157 168V167H156ZM181 168H179L180 170H181ZM229 168V169H228ZM254 168H255V170H254ZM19 169V170H18ZM23 169H24V166H23ZM34 169V170H35ZM45 169V170H46ZM70 169V168H69ZM69 169H67V171L68 172H70L69 171ZM72 169H70L71 171H72ZM84 169V170H83ZM96 169V170H95ZM122 169V170H121ZM130 169V168H129ZM132 169H133V167H132ZM142 169L143 168H140V169H138L139 171L141 170L142 171ZM153 169V168H152ZM151 169V170H152ZM211 169L213 170V171H211ZM215 169V170H214ZM235 169V170H234ZM250 169V170H249ZM263 171H264V169L263 168H261ZM3 170V169H2ZM2 170H1V173H2ZM33 170V169H32ZM63 170V171H64ZM83 170V171H82ZM91 170V171H90ZM111 170V171H112ZM127 170H125V171H127ZM136 170V169H135ZM134 171L133 172V170H132V172L134 173L133 175H131V176H133V177H136L135 178V181L134 182H136V179H138V178H141V176L140 175H142V172H144V171ZM147 170H148V167H147ZM179 170V171H180ZM210 170V171H209ZM224 170H226V171H224ZM247 170H249V171H247ZM27 171H29V170H27ZM31 171V170H30ZM29 171V172H30ZM124 171V173L122 172V174L120 173V176H123V174L126 176V174H128L129 173V175L130 174H132L131 172H128V171H130V170H128L127 172L128 173H126ZM150 171V170H149ZM148 171V172H149ZM153 171V170H152ZM182 171V170H181ZM190 171V170H189ZM222 171H224V172H226V175L224 174V176H223V173L224 172H222ZM232 171V170H231ZM230 171V172H231ZM246 171V172H245ZM252 171V172H253ZM259 171V170H258ZM263 171H261V173L263 172ZM77 172H74V173H77ZM85 172H86V174H85ZM110 172V171H109ZM108 172V173H109ZM137 172L138 173H141V174H139V175H137ZM147 172V173H148ZM216 172H217V174H216ZM237 172V173H236ZM5 173H8V172H5ZM9 173H10V171H9ZM23 173H24V170H23ZM32 173H34V171L32 172ZM55 173V172H54ZM63 173H65V171L63 172ZM73 173V174H74ZM91 173L94 175L93 177L91 176ZM107 173V172H106ZM108 173L106 174V175H108ZM111 173V172H110ZM126 173V174H125ZM135 173H136V175H135ZM150 173V172H149ZM236 173V174H235ZM264 173V172H263ZM262 173V174H263ZM52 174V173H51ZM58 174H60V173H58ZM62 174V173H61ZM67 174V173H66ZM73 174H72V176H73ZM81 174V175H82ZM104 174H102L103 176H101V177H99V179L101 180V178H105V177H108V176H105ZM118 174H117V177H118ZM3 175V174H2ZM26 175H29V173L28 174H26ZM26 175H22L23 176V178L24 177H26ZM32 175V174H31ZM47 175L48 174H45L42 178H41V180H39L40 178V175L39 176H37V180L35 179L36 178V175H34V176H32V178H34L35 180V182L37 181V183H34V184H30V186H27V184H26V182H25V180H26V178H25V180L23 179L22 180V176H21V181H24V182H22L23 184L25 183V186H27V188H28V193H27V195L29 194V196H31L30 195V193L29 192H32L35 196H39V198L41 197V194H44V189H43V186H44V184L45 183H47V182H51V181H53V179L52 180H50L51 178H53V176L51 177H47ZM56 175H57V173H56ZM56 175H54V177L56 176ZM65 174H63V176H64ZM81 175H80V177H81ZM83 175H82V177L81 178H83ZM110 175V174H109ZM112 175V174H111ZM111 175H110V177H111ZM249 175H250V178L251 177H255V178H252V179H247V178H249ZM4 176H6V175H3V178H4ZM58 176V175H57ZM60 176V175H59ZM67 176H69V178H70V176L71 175H67ZM66 175H65V177H67ZM72 176H71V178H72ZM87 176H85L86 178H87ZM119 176V177H120ZM124 176V178H122L123 179V183L125 182L126 183V185H125V183L123 184L125 187L127 186V184L129 185V183H132V182H126L125 180L127 179V178H129V177H131V176H127V177H125ZM140 176V177H139ZM144 176V175H143ZM142 176V178L144 179V177ZM261 176V177H260ZM12 177H11V179H12ZM28 177V176H27ZM30 177V176H29ZM29 177L27 178L28 180H29ZM49 178V179H45V178ZM85 177H84V179H85ZM90 177H88V178H90ZM110 177H108V178H110ZM116 177V176H115ZM114 177V178H115ZM146 177V176H145ZM6 178H8V175H7V177ZM31 178V179H32ZM39 178V179H38ZM58 178H61V179H63L61 182H60V184H62V186H66L68 189L71 187L70 186V184H69V181H68V183L66 184L64 181H65V178H63V177H58ZM87 178V179H88ZM90 178V180H92ZM148 178H149V175H148ZM208 178V177H207ZM209 178L208 179H206V182L207 181H210L209 180ZM257 178V180H254V179H256ZM11 179L10 178H8V180H10V182H11ZM14 179V178H13ZM17 179V180H18ZM55 179V178H54ZM86 179V180H87ZM101 180V182L99 181V180H97V182H99V183H101L100 185H103L104 183V185H108V186H110L108 183V181H110V179L109 180H107L106 182H105V180ZM113 179V178H112ZM121 179V178H120ZM130 180H131V178H129ZM128 179V180H129ZM133 179V178H132ZM142 179V180H143ZM146 179H147V177H146ZM227 179V180H226ZM1 180H2V178H1ZM15 181H16V179H14ZM20 180V179H19ZM28 180H27V183H28ZM56 181L58 180L57 178L55 179ZM54 180V181H55ZM66 180H68V177H67V179ZM70 180V179H69ZM76 179H74V180H71V181H73V184H75L74 185V187H71V188H73V190L75 191V188L76 187H78V186H80L82 183H83V181H85V180H83V181H81L80 182V180L78 181V179H77V182L75 181ZM117 180V181H116ZM115 181H114V179L110 182V184H112L113 183V181H114V183L113 184H116V185H118L117 183H119L118 182V180L119 179H116ZM139 181H140V179H138ZM141 180V181H142ZM252 180V181H251ZM13 181V180H12ZM32 181H33V179H32ZM53 181V182H54ZM56 181H55V183H56ZM59 181H60V179H59ZM59 181H58V186L60 185L59 184ZM89 181V180H88ZM102 181H104V182H102ZM120 181V180H119ZM147 181V180H146ZM145 180H144V182H146ZM149 181V180H148ZM257 181V182H256ZM2 182V181H1ZM5 182H6V180H5ZM19 182L20 181H18L16 184L17 185H19ZM29 182H31V180L29 181ZM75 182V183H74ZM79 182L81 183L80 185H78L79 184ZM116 182V183H115ZM122 182V181H121ZM120 182V184H122ZM143 182V183H144ZM8 181L5 183V184H7L8 185ZM12 183H13V185L15 184V182H11L10 183V188H12V190L14 191H12L11 189V191L13 192V193H15L16 191H17V189H16V191L14 190V188L16 187V185H12ZM21 183V182H20ZM63 183L65 184V185H63ZM70 183H72V182H70ZM77 183V184H76ZM85 183V182H84ZM83 183V184H84ZM90 183V182H89ZM89 183H85V185H86V187H85V185H83V187H85V192L87 193H85L86 194V196L87 195H89V197L91 198V200L93 201V203H95V202H97V197L100 195V189L102 190V192L103 193H110L111 195H112V190L111 191H109L108 190V192L107 191H105V190H107V188L106 189H102V187L99 189V187H97L98 189H96V187L95 188H93V186L91 187V184L89 185ZM92 183V182H91ZM96 182H94L93 184H95ZM138 183H140V182H138ZM142 183V184H143ZM164 183H165V181H164ZM167 183H169V182H166L165 184H167ZM180 183V182H179ZM256 183H257V185H256ZM2 185H4V180H3V182L1 183ZM23 184H20V186L21 185H23ZM56 184H55V187H53V188H55L56 189V187L58 188V186H56ZM69 184V185H68ZM88 184V185H87ZM118 185L117 187H112V185H111V187L113 188V190L114 189H118V190H120V189H123L124 188V186L123 185ZM136 184H137V182H136ZM164 184V185H165ZM172 184H177V187H180L181 185L179 184L178 185V183H173L172 182ZM182 184V183H181ZM256 186H255V185ZM262 184V185H261ZM81 185V186H82ZM97 185V184H96ZM95 185V186H96ZM99 185V184H98ZM99 185V186H100ZM115 185V186H116ZM137 185H139V184H137ZM156 185H158V183L156 184ZM193 185V184H192ZM195 185V184H194ZM194 185H193V188H194ZM255 187H254V186ZM12 186V187H11ZM24 186V185H23ZM23 186H21V187H23ZM25 186H24V189H26L25 188ZM49 186V185H48ZM68 186H70V187H68ZM73 186V185H72ZM80 186V187H81ZM108 186H105V187H108ZM120 186H121V188H120ZM122 186H123V188H122ZM158 186H160V183H159V185ZM157 186V187H158ZM167 186V185H166ZM166 186H164V187H161V188H163V189H166ZM173 187V185H169L168 184V186L167 187ZM184 186V185H183ZM182 186V187H183ZM217 187V186H219V188L217 187V189L216 188H214V187ZM221 186V187H220ZM253 186V187H252ZM261 186H263V187H261ZM5 186H3V188H2V186H1V188L2 189H4L3 191L1 190V188H0V190L3 192H1L0 194H4V196H5V193H4V191H5V189H6V191H7V188L5 187ZM9 187V186H8ZM45 187V186H44ZM51 187H52V182H51ZM60 187V186H59ZM80 187H78V188H76V190L77 189H79ZM174 187H175V191H176V189H177V187L174 185ZM174 187H173V189H174ZM185 187H186V185H185ZM185 187H183L184 189V191L183 192H181V189L179 190L181 193H179V192H177V194H179V196L178 195H176L175 197H173V199L175 198H177V200L180 198V197H182V195H183V193H184V195H186L187 193H185ZM17 188V187H16ZM49 188H50V186H49ZM61 188V187H60ZM59 188V189H60ZM70 188V189H71ZM131 188V187H130ZM169 188H167V189H169ZM214 188V189H213ZM257 188V189H258ZM21 189H23V188H21ZM23 189V190H24ZM55 189L53 190L52 188L50 189V190H52V195L53 196H57V195H55L56 193H53L54 191H55ZM62 189H64V187H62ZM116 189V190H117ZM132 189L134 190V187L132 186ZM159 189H160V187H159ZM172 188L171 189H169L168 190V194L170 193V195L172 194H176L175 192H173V193H171V191L173 190ZM65 190V192L64 193H67L66 194V198L65 199H67L68 198V196H71V193H73L74 191L72 190V192H69L66 188L64 189ZM80 191L82 190V187H81V189H79ZM105 192H104V191ZM128 190H130V189H128ZM133 190L132 191H130L131 193L133 192ZM223 190H224V192L226 191V193H224L223 192ZM252 190V191H253ZM5 191V192H6ZM10 191V192H11ZM43 191V192H42ZM58 191H63V190H58ZM57 190H56V192H58ZM79 191V192H80ZM82 191H84V188H83V190ZM122 191V190H121ZM142 191H145V190H141V192ZM163 191H165V193H167V191L166 190H163ZM163 191H161V189L160 190H158V192H157V194H159V195H161V196H159L158 197V199L160 200V203H159V205L161 206V209L162 208H164L163 210V212H165V209H167L169 206V209H172V208H174L173 206H177L175 209L177 210V209H179V204H180V201L182 200V198L184 197H182L181 199H180V201H179V204L177 203L178 201L176 200V202H175V200H173L172 199V197L170 196V195H168V194H165ZM178 191V190H177ZM219 191H221V192H219ZM262 191H264V188H263V190ZM10 192H9V189H8V191L6 192V194H8L7 195V197L8 198H10L9 197V195H12V194H10ZM17 192H20V188H19V190L17 191ZM25 192V191H24ZM114 192V191H113ZM146 192V191H145ZM160 192V193H159ZM161 192L163 193V195L161 194ZM218 192H219V194H218ZM242 192V193H241ZM259 192V191H258ZM23 192H22V190H21V194H22ZM39 193H41L40 195H38ZM60 193V192H59ZM64 193H61V194H58V196L59 195H64ZM78 193V192H77ZM76 192H74L73 194H75L74 195V197L76 196V194H77ZM82 194H83V192H81ZM108 193V194H109ZM191 193H192V195H191ZM202 193V194H201ZM222 193H224V194H222ZM254 193H256V192H254ZM253 193V194H254ZM21 194H20V197H21ZM25 194V193H24ZM37 194V195H36ZM84 194V195H85ZM102 194V193H101ZM107 194V195H108ZM109 194V195H110ZM145 194V193H144ZM180 194H181V196H180ZM259 194V193H258ZM260 194H261V192H260ZM14 195V194H13ZM34 195H32L30 198H33L34 200L35 199H37L36 197L34 198ZM78 195V194H77ZM104 195V194H103ZM103 195H100V197L98 198V203H100L99 205L98 204H96L95 203V205L93 206L95 209H96V205H97V207L99 208V209H96V210H94V212H95V214L97 213V212H99L100 214L104 211V210H100V206H101V200H100V198H101V196H103ZM106 194H105V196H103V197H110L109 195L107 196ZM116 195H117V193H115V196H113L112 195V197L114 198V197H116ZM119 195V194H118ZM135 194H132V196L133 197H135L134 196ZM164 195L166 196V195H168V196H170V199H169V197H167L166 196V198H168L169 200H171L172 202H174V205L171 207V204L170 205H167L168 207H164L163 205H165V204H163V203H161L162 201L161 200H163V202H164V200H165V197H164ZM199 195V194H198ZM221 195H224V196H222L221 197ZM249 195H251V196H249ZM1 196V195H0ZM14 196H16V193H15V195ZM29 196H24L25 198H28ZM46 196H50L51 197V194L49 195V193L48 194H46L45 193V195L44 196H42V199H43V201L41 200V202H43L44 204L42 205V203H38L36 200L34 201V202H36V204L38 203V204H41L42 205V207H37V206H40V205H36V207H37V210H35V211H33L32 212V214H33V216L34 217H36L35 218V221L37 220V223L36 222H34V217L33 218H30L31 220H32V223L33 224H35L36 226H35V228H37L38 230H41V232H42V234L44 235V236H50V234L51 235H58V234H62L63 235V233L65 234V227H66V225H64V224H69V225H71V229H73V228H76V229H73V232H72V239L70 238V241H68V244L69 243H73L76 239H78L77 237H79V232H81L82 231V229L83 228H86V225L85 224H89V222H90V220H91V218H92V211H90V213H88V208L86 209V211H87V213L88 214H86V211L84 212V214L83 215H87L86 217L85 216H83V222H84V224H83V222L80 220V218L77 220V219H75L74 218V215H73V213L75 214V217H76V212H75V210H77V208H75V205L77 204V203H75V205L73 206V208H75V210L73 211V208H72V200H70V204H69V202H67L66 200H64V201H66L68 204H66L67 205V207H68V205H69V207H68V211H69V208H70V212H66V210H67V207H65V205H64V207H65V210L63 209V210H61V207H63V203L65 204L66 202H61V200L62 199H64V198H62V196H61V198L59 199V203L61 204H59V203H57V205L59 204V207H57V206H55L54 205V203L55 202H53L52 204L49 202V201H53V200H55L53 197H51V198H53V200H48L47 198L48 197H46ZM65 196V195H64ZM120 196V195H119ZM122 196V195H121ZM140 196L141 197H144L141 201H143V202H147V200H145V195L143 196V194H141L140 193ZM174 196V195H173ZM255 196H256V194H255ZM263 196V195H262ZM262 196H259L258 197V195H257V197L258 198H260V197H262ZM17 197H19V194L15 197V198H17ZM49 197V198H50ZM82 197V196H81ZM131 197V196H130ZM133 197H131L130 198V200H132V199H134ZM186 196H185V198H183V200H185L186 198H187ZM194 197V196H193ZM194 197V198H195ZM247 197V198H248ZM4 198V197H3ZM12 198H13V196H12ZM11 198V199H12ZM48 200V201H46V199ZM72 198H73V196H72ZM85 198V197H84ZM84 198H82V199H84ZM111 198V197H110ZM113 198H111L110 199V201L113 199ZM117 198V200H119V199H121V197H116ZM116 198H114V199H116ZM119 198V199H118ZM126 198H128V197H126ZM162 198V199H161ZM210 198V203H209V199ZM216 198V199H215ZM263 198V197H262ZM11 199H9L10 201H11ZM70 199V197L67 199V200H69ZM76 199H77V197H76ZM76 199H74L76 202H78ZM79 199V198H78ZM147 199H148V197H147ZM167 199V200H168ZM188 199H187V201H188ZM243 200H244V198H242ZM242 199H240V200H242ZM256 198H254V201H256L255 200ZM1 200H2V198H1ZM4 200H5V198H4ZM17 200V199H16ZM24 200H26V199H24ZM29 200H32V199H29ZM28 199L26 200V202L28 201V202H31V201H29ZM58 200V199H57ZM56 200V201H57ZM85 200V199H84ZM108 200H109V198H108ZM111 201V204H112V202H113V204L114 203H116V202H118V201ZM168 200V201H169ZM206 200V201H205ZM240 200H238V202H237V204H238V207H237V204H236V207L233 205V206H231L232 207V209L234 208H236L235 210L233 209H231V207L230 208H228V211H229V213L231 212V210L232 211H235V212H233V213H236V210H239L238 208H239V203H240ZM245 202H247L248 200H249V198H248V200L245 198ZM7 201H8V199H7ZM15 201V200H14ZM22 201V200H21ZM39 202H40V200H38ZM45 201H46V203H45ZM79 201H80V199H79ZM95 201V202H94ZM110 201H108L109 203H110ZM128 201V200H127ZM127 201H123V202H126V203H129V204H131V205H133L134 206V204H133V201H131V202H127ZM170 201V202H171ZM186 201V202H187ZM194 201V202H195ZM252 201V200H251ZM253 201V202H254ZM263 201H264V199H262V201L260 200V201H257V204H261V203H263ZM1 202H3V201H1ZM5 202H6V200H5ZM19 202H20V200H19ZM19 202H17V205L20 207L19 208V210H21V209H23V210H27V209H29L30 210V207L29 206H31V205H33V202L32 203H28V205L25 203V201H24V203H25V206H28L29 208H27V209H25V208H23L22 206L24 205V204H22L23 203V201L22 202H20L21 203V205L22 206H20L18 203ZM49 202V204L47 205V207L45 206V204H47ZM84 202V201H83ZM85 202H87V204H90V203H88V201H86L85 200ZM84 202V203H85ZM122 202V200H119V203H121ZM145 202V203H146ZM159 202V201H158ZM165 202H166V200H165ZM186 202H184V204L186 203ZM235 202V203H234ZM8 203V202H7ZM13 203V202H12ZM73 203H74V201H73ZM82 202H80V204H81ZM135 203V202H134ZM140 204H141V202H139ZM175 203H177V204H175ZM181 203H183V201L181 202ZM189 203V202H188ZM187 203V204H188ZM190 203H193V202H190ZM233 203V204H232ZM248 203H251V202H248ZM11 202H9V206H10V208H11V210H12V207H11V205H13V204H11ZM31 204V205H30ZM83 204V203H82ZM92 204V203H91ZM116 204H118V203H116ZM136 204V203H135ZM167 204H168V202H167ZM194 205H195V208L197 207L196 206V203H193ZM193 204L192 205H190V208L191 207H194L193 206ZM247 204V203H246ZM254 204V203H253ZM255 204H256V202H255ZM255 205V208H256V206H258V205ZM4 205H6V204H4ZM16 205V202H15V206H17ZM34 205H35V203H34ZM33 205V206H34ZM71 205V206H70ZM79 205V204H78ZM77 205V206H78ZM125 204L123 203V206H124ZM127 205V204H126ZM158 205V206H159ZM182 205V204H181ZM180 205V206H181ZM197 205H198V203H197ZM198 205V206H199ZM221 205V206H220ZM241 205H242V203H241ZM250 205V204H249ZM24 206V207H25ZM33 206H31V208L33 207ZM43 206H45L46 207V209H45V211H43L44 210V208H43ZM55 206V207H54ZM61 206V207H60ZM76 206V207H77ZM84 206H86V207H89V205H85L84 204ZM128 206H130V205H128ZM187 206V205H186ZM220 206V207H219ZM245 206V205H244ZM252 206H254V205H252ZM251 206V207H252ZM4 207V206H3ZM35 207V206H34ZM85 207V208H86ZM182 207V206H181ZM189 207V206H188ZM209 207V208H210ZM219 207V208H218ZM259 208H257L258 210L259 209H261V207H264V205H259L258 206ZM7 208L8 209H10L8 206H7ZM7 208H4V210L5 209H7ZM16 208H18V207H16ZM38 208H39V210H38ZM43 209L42 210V212H40L41 210L40 209ZM80 208H81V206H80ZM102 208V207H101ZM129 208H131V207H129ZM194 208V209H195ZM201 208H200V210H201ZM241 208V207H240ZM254 208V207H253ZM252 208V209H253ZM34 209H36V208H34ZM79 209V208H78ZM82 209H83V206H82ZM104 209V208H103ZM125 209V208H124ZM127 209H128V207H127ZM132 209V208H131ZM192 209V208H191ZM199 209V208H198ZM211 209V208H210ZM210 209H207V211H206V213H208V211H210ZM229 209H231V210H229ZM244 209V208H243ZM251 209V210H252ZM262 209H264V208H262ZM14 211H16V213H17V210L18 209H13ZM19 210H18V212H19ZM22 210V211H23ZM26 211V212H30V211ZM98 210V211H97ZM130 210V209H129ZM173 210V209H172ZM188 210V209H187ZM219 210H217V212H216V214L219 212ZM245 210V209H244ZM256 210V209H255ZM258 210H256V212L255 213H253L254 212V210H252V211H250L251 212V214H256L255 216H257V214H258V216L261 214V212H259L258 213ZM13 211V213H12V216L11 217H13V215H14V217H15V212ZM64 212L65 214H63L64 216H65V218L63 217V216H59V213H61V212ZM71 211H73V213L71 212ZM78 211V210H77ZM97 211V212H96ZM138 211H140V210H138ZM167 211V214H165V215H168V212L170 211V210H166ZM188 211H190V210H188ZM221 211V213H223ZM246 211V210H245ZM262 211V210H261ZM10 212V211H9ZM12 212V211H11ZM10 212V213H11ZM25 212V211H24ZM24 212H22V213H24ZM62 212V213H63ZM129 212V211H128ZM136 212V211H135ZM174 212V211H173ZM187 212V211H186ZM191 212V211H190ZM197 212H200V211H196V212H191V213H197ZM211 213L210 214H212V211H210ZM239 213L241 212V211H238ZM237 212V213H238ZM247 212V211H246ZM262 212H264V210L262 211ZM9 213V214H10ZM22 213L20 212L19 214L17 213V215H22ZM31 213V212H30ZM61 213V214H62ZM78 213H79V215L81 216V213L78 211ZM99 213H97L98 215H99ZM127 213V212H126ZM171 213V212H170ZM178 213V215L179 214H182L181 212L179 213V212H177ZM176 213V214H177ZM220 213V214H221ZM229 213H228V215H229ZM239 213H238V215H239ZM248 213V212H247ZM128 214V213H127ZM127 214H125V215H127ZM137 214V213H136ZM140 214V213H139ZM176 214H174L173 216H176ZM226 214H224V215H226ZM244 214V216H245V214L246 213H240V215H243ZM250 214V216H252ZM263 215H264V213H262ZM27 214L25 213V215H22V216H26ZM29 215H31V214H28L27 216H29ZM78 215V214H77ZM78 215V216H79ZM97 215V216H98ZM103 215V214H102ZM171 215H172V213H171ZM203 215V214H202ZM201 215V213H200V216H202ZM219 215V213L217 214V216ZM249 215V214H248ZM247 215V216H248ZM79 216V217H80ZM96 216V215H95ZM96 216V217H97ZM100 216V215H99ZM128 216V215H127ZM138 217H140L141 216V214L140 215H137ZM181 215H179V216H176V218L177 217H180ZM216 216V217H217ZM233 216V215H232ZM235 216H237V215H235ZM234 216V217H235ZM243 216V217H244ZM17 217V216H16ZM63 217V218H62ZM126 217V216H125ZM166 217V216H165ZM165 217H164V219H165ZM197 217H199V213H197ZM216 217H214L215 219H216ZM230 217V216H229ZM249 217V216H248ZM253 217V216H252ZM261 217V216H260ZM10 218V217H9ZM23 218V217H22ZM26 218V217H25ZM77 218V217H76ZM101 218V217H100ZM170 218H172L173 219V217H170ZM169 218V219H170ZM175 217H174V219H176ZM221 218V217H220ZM224 218H226V219H228V217H226V216H224ZM231 218V217H230ZM236 218V217H235ZM14 219V218H13ZM17 219H18V217H17ZM16 219V220H17ZM29 219V220H30ZM61 219H63V220H61ZM98 219V218H97ZM163 219V220H164ZM172 219H171V221L169 220V221H167V223H169V225H170V222H175V220L174 221H172ZM182 219H183V217H182ZM181 219V217H180V220H182ZM197 219V218H196ZM238 219V218H237ZM243 219V221H244V218H242ZM246 219V218H245ZM260 219H263V217L262 218H260ZM11 220V218L9 219V221ZM15 220V219H14ZM13 220V221H14ZM19 220V219H18ZM22 220V219H21ZM25 220V219H24ZM23 220V221H24ZM77 220V221H76ZM81 221L82 222V224L81 225H85L84 227L82 226V228L80 229V228H78V221ZM167 220H168V218H167ZM177 220L179 221V219L177 218ZM177 220H176V222H177ZM184 220H185V218H184ZM229 220V219H228ZM235 220V219H234ZM241 220V219H240ZM127 221V220H126ZM136 221V220H135ZM192 221V219L190 220V222ZM193 221H194V219H193ZM192 221V222H193ZM208 221V220H207ZM211 221V220H210ZM214 221V220H213ZM222 221V220H221ZM220 221V222H221ZM224 221V220H223ZM242 221V220H241ZM242 221V223L241 224H244V225H246L247 227L250 225V223L248 224V222H247V224H246V222L244 223ZM247 221V220H246ZM11 222V221H10ZM14 222H16V221H14ZM165 222V221H164ZM176 222H175V224H176ZM181 222V221H180ZM179 222V223H180ZM186 222H188V221H186ZM186 222H184V224H183V226L181 227L180 226V228H183L184 226H185V228L188 226L187 224H190V222H188L186 225H185V223ZM202 222V221H201ZM217 222H219V221H217ZM212 223V225H216L215 226V228L214 227H210V229L212 228V230H213V228L216 230H214L215 232H217V230H218V232L219 231H221L220 233H221V235L223 234V231L226 229V227L224 228V226H225V224L223 225V223H225V222H221V224H222V226H223V228H224V230L222 231V226L220 225V223L218 224V223ZM226 222H228V221H226ZM230 222H232V221H230ZM259 222V221H258ZM260 222H261V220H260ZM259 222V223H260ZM59 223H61V224H63L64 225V232L63 231H61V230H59L60 229V226H59ZM77 225H76V224ZM139 223V222H138ZM166 223V222H165ZM172 223V225H170L171 227H173L174 228V224ZM207 222H204V225L203 226H205L204 228H206V224ZM208 223H209V221H208ZM254 223H256L255 221H254ZM263 223V222H262ZM262 223H260V224H262ZM19 224V226H21L20 225V223H18ZM24 224V223H23ZM32 224V225H33ZM73 224H75V225H73ZM203 224V223H202ZM201 224V225H202ZM211 224V223H210ZM234 224V223H233ZM240 224V225H241ZM264 224V223H263ZM16 225V224H15ZM62 225V226H63ZM69 225L67 226V227H69ZM126 225V224H125ZM136 225V224H135ZM174 225V226H173ZM176 225H178V223L176 224ZM194 225H195V222H194ZM220 225V226H219ZM228 225V224H227ZM251 225H252V222H251ZM256 225V224H255ZM254 225V226H255ZM72 226H76V227H72ZM203 226H200V225H198V228H202V230L204 229L203 228ZM231 226H233V225H231ZM236 226H237V224H236ZM66 227V228H67ZM135 227H137L138 228V225H136ZM134 227V228H135ZM193 227V226H192ZM220 229H218V228ZM230 227V225H228V228ZM244 227V226H243ZM264 226H261V228H263ZM19 228V227H18ZM34 228V230L37 232V230ZM125 228V227H124ZM123 228V229H124ZM177 228V227H176ZM184 228V229H185ZM217 228V229H216ZM227 228V229H228ZM235 228H239L240 229V227L238 226V227H235V225H234V227H233V229H235ZM250 228H252L251 226H250ZM81 230V231H78V230ZM98 229V228H97ZM136 229V228H135ZM165 229V228H164ZM178 229V228H177ZM196 230H197V227L195 228ZM208 229V228H207ZM206 229V230H207ZM209 229V230H210ZM230 229H231V232H230V230L228 231V233H226L225 231V233H226V236L228 235L229 237V240H226L225 241V239H226V237H225V239L224 238H222L221 237V235L219 236V235H216V234H218V233H215V235L216 236H218V237H221V238H219L218 240H220L221 242H219L218 241V243L217 242H215L216 241V239L218 238V237H216V236H212L211 235V231L212 230H210V233L208 232V231H206V230H204L207 234L209 233V235L211 236V238H210V236L209 235H207L210 239H212V237L214 238V237H216V239H215V241H214V244H210L211 245V249H210V245H209V247H207V248H209V250H207L205 247L206 246H208V245H206V243L208 242V241H206V240H209V242H211V240L210 239H208V237H206V236H203V238H205V240L203 241V243H201V246H200V244H199V242H198V246L199 247H197V243H196V249H199V251L201 252L202 251V249H204L205 250V253H207V252H209L210 250V253H213V250H214V252L215 253H220V254H218V255H208L209 253H207V254H205V253H202L201 252V256L203 255L204 257L205 256H207L206 258H205V260H204V258H203V264H246L247 263V260L248 259H245L244 258V252H245V254H246V252L248 253L249 252V250L247 249L248 247H247V244L246 243H244V244H242L241 242H244L243 241V238H245V236L243 237V235H245V234H243L242 232H243V230H242V232H240L239 231V229H238V231H239V233L237 232L235 235V237H234V235L233 236H231L232 234H233V229L230 227ZM249 229V228H248ZM19 230V229H18ZM90 230H91V228H89V234H90ZM181 230V229H180ZM180 230H179V232H180ZM250 230H252V229H250ZM257 230H259V228L257 229ZM22 231H23V229H22ZM61 231V232H60ZM167 231V230H166ZM176 231V230H175ZM181 231H183V232H185L184 230H181ZM199 231H201V230H198L197 232L196 231H194L195 233H196V235H198V233L201 235L202 233V231L201 232H199ZM214 231H212V232H214ZM235 231H237L236 229H235ZM245 231V230H244ZM254 231V230H253ZM255 231H256V228H255ZM254 231V232H255ZM27 232V231H26ZM36 232H32V234L34 233H36ZM40 232V233H41ZM60 232V233H59ZM63 232V233H62ZM169 232V231H168ZM167 232V234L169 235L170 233H168ZM190 232V231H189ZM194 232H193V239L196 237L195 235H194ZM204 232V233H205ZM18 233V232H17ZM21 233H23V232H21ZM30 233V232H29ZM38 233V232H37ZM37 233H36V235H37ZM97 233V232H96ZM126 233V232H125ZM176 233V232H175ZM174 233V234H175ZM224 233V234H225ZM229 233H232L231 235H229ZM242 233V234H241ZM246 233V232H245ZM252 233V232H251ZM250 233V234H251ZM28 234V233H27ZM39 234V233H38ZM163 234H165L164 233V231H163ZM181 234V233H180ZM191 234H188V235H190V236H192ZM213 234V233H212ZM249 234V233H248ZM43 235H41V236H43ZM111 235V238L112 239H114V241H120L119 239H117V236H114V234H110ZM167 235V236H168ZM206 235V234H205ZM214 235V234H213ZM252 235V234H251ZM250 235V236H251ZM254 235H255V233H254ZM25 236V235H24ZM27 236H29V234L27 235ZM25 237V238H28V237ZM59 236V235H58ZM166 236V235H165ZM166 236V237H167ZM182 236V235H181ZM186 236V235H185ZM195 236V237H194ZM264 236V235H263ZM7 237L8 236H6L5 237V239L7 240ZM15 237H17V236H15ZM36 237V236H35ZM169 237H170V235H169ZM169 237H167V239L165 238V241L167 240L168 241V239H169ZM232 237V239H230ZM8 238H11L10 236L8 237ZM13 238H14V236H13ZM11 238L13 241H11V239H9L10 241H5V239L2 241L4 244H5V249H6V251H7V253L9 254V256H22V254L21 255H19L18 253L20 252V250L22 249V248H20L19 246L21 245H19V246H17L15 243L17 242V240H16V238ZM24 238V239H25ZM163 238H164V236H163ZM172 238V240H173V238L174 237H171ZM227 238V239H228ZM233 238H235V239H233ZM248 238H249V236H248ZM190 239V241H191V237L189 238ZM189 239H188V241H189ZM193 239H192V241H193ZM222 239V240H221ZM224 239V240H223ZM172 240H169V241H172ZM197 240V238L195 239V241ZM231 240H233V241H236V242H240L241 240V242H240V244H237L235 247H236V250L237 251H235L233 248H235L234 246H233V248L231 247L232 246V242L233 241H231ZM15 241V242H14ZM165 241H164V243H165ZM166 241V242H167ZM191 241V242H192ZM212 241H213V239H212ZM8 242H10V243H8ZM19 242V241H18ZM22 242V239H21V241L19 242V243H21ZM23 242H24V240H23ZM81 242H79V244H80ZM169 243V242H168ZM168 243H167V245H168ZM193 243V242H192ZM205 243V244H204ZM211 243H213V242H211ZM190 244V243H189ZM193 244H195V242L193 243ZM205 245L204 247L202 246V245ZM207 244H209V243H207ZM230 244H231V246H230ZM235 244V243H234ZM233 244V245H234ZM241 244H242V246H244V247H242L241 246ZM166 245V246H167ZM177 245H179V244H177ZM192 245V244H191ZM212 245H213V247H212ZM239 245V246H238ZM77 246V245H76ZM169 246V245H168ZM180 246H183V245H180ZM229 246V247H228ZM241 246V247H240ZM175 247H176V245H175ZM179 246H177L175 249H173V250H176L177 249V252L179 253V250H180V252H181V248H178ZM200 247L202 248L201 250H200ZM231 247V248H230ZM242 248L241 249V251H240V248ZM74 248H75V246H74ZM164 248V247H163ZM167 247H165V249H166ZM183 249L185 248V247H182ZM213 248V249H212ZM218 248V250H216V251H218V252H216L215 251V249H217ZM245 248V251L243 250ZM86 249V248H85ZM183 249H182V251H183ZM186 249H188V247L186 248ZM189 249H190V252L189 251H187L188 253H189V255L190 254H192L191 253V248L189 247ZM172 250V249H171ZM247 250V251H246ZM165 251V250H164ZM186 250L184 249V252H185ZM196 251V250H195ZM244 251V252H243ZM84 252H85V250H84ZM84 252H83V249L80 247V245L79 246H77L76 247V249L75 250H73V251H69V252H67V254H66V258H65V262L67 263V264H72L78 257H81V255H83L84 254ZM176 252V251H175ZM176 252V253H177ZM193 252V251H192ZM198 251H196V253H197ZM199 252V253H200ZM88 253V252H87ZM167 253H169V252H167ZM187 253V254H188ZM198 253V254H199ZM250 253V255L252 256V258L253 257H256L257 255H252V252L250 251L249 252ZM248 253V254H249ZM255 252H253V254H254ZM172 254H175L174 252L172 253L171 252V254H170V256L172 255ZM182 254V257L183 256H185L184 254H183V252H181L179 255H181ZM185 254H186V252H185ZM186 254V255H187ZM194 254V253H193ZM192 254V255H193ZM248 254L245 256V257H247L248 256ZM256 254H258V256L259 257H261L260 256V254H259V252L258 253H256ZM160 255V254H159ZM175 255H178V254H175ZM188 255V257H190V256H192V255H190L189 256ZM201 256H198V257H200L201 258ZM212 256V257H211ZM250 256V257H251ZM84 257V256H83ZM159 257V256H158ZM168 257H169V255H168ZM178 257H180V256H178ZM177 257V258H178ZM186 257V256H185ZM185 257H183V258H185ZM193 257H194V255H193ZM191 258V260H193L194 258ZM198 257H196L197 258V260H198ZM217 257H219V259L217 258ZM249 257V256H248ZM247 257V258H248ZM249 257V258H250ZM21 258V257H20ZM129 258V257H128ZM157 258V257H156ZM160 258V257H159ZM172 258V257H171ZM170 258V260L169 261H173V260H175L176 261V256L174 257V258H176V259H171ZM181 258V257H180ZM252 258H250V260H252ZM256 258H258V257H256ZM256 258H254V261H255V264H256V262H259V263H261L262 262V257L261 258H258V259H260L261 260V262H260V260H257ZM167 259V258H166ZM186 259V258H185ZM190 259V258H189ZM168 260V259H167ZM181 260H183L182 258L181 259H178V261L180 262ZM250 260H248V263L247 264H249V262L251 263L252 261H250ZM177 261V262H178ZM184 261V260H183ZM185 261H189L190 262V260H185ZM199 261V260H198ZM198 261H192L193 263L192 264H196L195 262H197L198 263ZM163 262L166 264V262L164 261V259H163ZM168 262V261H167ZM171 262H169L168 264H170ZM176 262V263H177ZM202 262V261H201ZM200 262V263H201ZM263 262H264V260H263ZM262 262V263H263ZM175 263V264H176ZM183 262L181 261V264H182ZM254 263V262H253ZM147 264V263H146ZM174 264V263H173ZM177 264H179V263H177ZM183 264H185V263H183ZM199 264V263H198ZM252 264V263H251ZM258 264V263H257Z\"/></svg>","mask_w":264,"mask_h":264},{"label":"rangeland","instance_id":"obj_2","mask_svg":"<svg viewBox=\"0 0 264 264\" xmlns=\"http://www.w3.org/2000/svg\"><path fill=\"white\" fill-rule=\"evenodd\" d=\"M2 1H5V2L3 3V6H2V8H1V10H0V18H1V15H3L5 12L7 13L8 10L11 9V10H14V12H15V10H16L17 12L14 14V17L17 18V19H21V18H23V17H26L24 20H26V21H25V22H26L25 25H27V26H28V25L31 26V22L33 23L32 26L34 25V23L38 22V23L40 24L39 27H40L41 29H42V28H44V29H45V28H53V27H54V28H59V30L61 29V31H65V32L70 33L71 35L69 36V38H71V40H74V41H77V40H78L77 38L80 36L81 33H83V34H84V37H82V36H83V35H82L80 38H84V39H86V41H88V44L86 43V41H83V43L85 42L84 45H87V46H88V45H92V47L89 46L90 48H84V49H88V51H89V49H91V48L94 49V48H95L93 51L95 52V56H96V57H97L96 52L99 51V49H98V50L96 49L97 44H98L99 48L102 47L101 50L103 49L102 51H104V47H103V46H104V43L107 44V41H108V40H107L106 37H103L104 35H103L102 32H103L104 30H103L102 27H103V22H104V20H103L104 18H103V17H104V15L106 14V12L108 11V6H109V5H108V0H102V14H101V19H100L99 23H98L97 25H95L94 27H92V28H91V27H90V28H89V27H84V26H82V25H78V24H76V23H74V22H71V21L65 20V19H63V18H61V17H59V16H57V15L51 13V12H49V11H47V10H45V9H43V8H41V7H39V6H35V5L30 4V3H27V2H25L24 0H10V6H9V7H8V5H9L8 2H9V0H0V5H1ZM11 4H12V5H11ZM14 5H15V6H18L17 9H19V10H17L16 7H15ZM13 6H14V7H13ZM132 7H133V6H132ZM135 7H137V6H134V7H133V9H134L135 11H136L137 8H138V9H137L136 13L133 14L134 16H135L138 12H140L141 10H143V8L137 7V8L135 9ZM130 8H131V5H130V7H129V9H128V10H130V12H131V11H132V8H131V9H130ZM6 9H7V11H6ZM139 9H141V10L139 11ZM18 11H19L20 13H19ZM143 11H145V10H143ZM133 12H134V11H133ZM6 13H5V14H6ZM17 13H18V15H17ZM141 13H142V11H141ZM141 13H140V14H141ZM147 13H148V11H146L145 13L143 12V14L141 15L142 18H143L142 21H140V19H141L140 17H141V16H140V15H137V16H139V21L141 22V23H139V25H138V26H140V27H135V26H133V28H136V29L138 28L137 30H139V28H140V32H141V30H142L141 33H140V32H136L137 34H139V39H138V42H139V43H140L141 40L143 39V36L147 35V34H146V31H147V33H149V30H150L153 26L155 27V24L151 27V24L149 25L150 22L148 21V23H147V20H148L149 17H150V16L147 15ZM19 14H20V15H19ZM39 14H40V15H39ZM41 15H42V16H41ZM145 15H147V18L145 17ZM18 16H19V17H18ZM20 16H21V18H20ZM137 16L135 17V19L138 18ZM40 17H41V18H40ZM144 17H145V18H144ZM28 18H29L30 20H29ZM132 18H134V17L132 16ZM27 19H28V20H27ZM153 19H155V18H153ZM33 20H34V21H33ZM132 20H133V19H132ZM137 20H138V19H137ZM137 20H133V21H134V22L136 21V24H137V23L139 22V21L137 22ZM144 20H145L146 23L143 22ZM150 20H151V17H150ZM28 21H29V22H28ZM130 21H131V20H130ZM130 21L128 22L129 25L131 24ZM154 21H156V20H154ZM154 21H153V23H154ZM163 21H164V19H163ZM142 22H143L144 24H143ZM160 22H161V21H160ZM19 23H20V22H19ZM28 23H29V24H28ZM163 23H164V22H163ZM140 24H141V25H140ZM142 24L145 25L146 27L142 26ZM147 24H148V27H147ZM156 24H157V23H156ZM161 24H162V22H161ZM164 24H165V23H164ZM164 24H163V26H164ZM104 25H105V22H104ZM127 25H128V24H126V26H127ZM129 25H128V26H129ZM132 25H133V24H131L130 26H132ZM101 26H102V27H101ZM128 26H127V27H128ZM130 26H129V27H130ZM136 26H137V25H136ZM160 26H161V25H160ZM7 27H8V26H7ZM62 27H64V28H62ZM129 27H128V28H129ZM1 28H2V29H1ZM124 28H125V27L123 26V30H124ZM128 28H126V30H125V32H127V34H128V30H127ZM130 28H131L130 31H131V30H133L134 32L136 31L135 29H132V27H130ZM141 28H142V29H141ZM145 28H146V30H144ZM147 29H148V30H147ZM0 30H1V31H0V32H1V33H0V39H1V41H0V45H1V43H4V42H5V44H8V46H9V44H10V45H12V44H16V41H19V42H20V40H22V37H21V36H20L21 38H18V35H16L17 37L14 35L15 32L12 34V31H13V30L10 31V30H8V29L6 30V28H5V30H6V32H5L4 28L1 26V23H0ZM2 31H3V32H2ZM7 31H9V32H7ZM143 31H144V32H143ZM10 32H11V33H10ZM71 32H72V33H71ZM79 32H80V34H79ZM134 32L132 33V31H131V33L128 34V35H129V38L125 37V38H127V40H128V39L130 40V37L132 36L131 38H132L133 40H131V41L128 40V42H127L126 44H129V42H130V44H131L132 46L134 45L133 48L129 45L130 48L133 49V50H135L134 48H136L135 53H133L134 51H131L132 54H130V53H129L130 55L128 54V57H127V58H129V60L131 59V57H132V60H133V56L136 57V54H138L137 52H139V50H140V49L137 50V47H138L139 45H138V46L136 45V44H138V42H137V38H136V40H134V38L137 37L138 35H137V36H134V35H136ZM68 33H66V35H69ZM76 33H78L79 36H78ZM142 33H144L145 35H144V34L142 35ZM1 34H2V35H1ZM4 34H5V35H4ZM15 34H16V33H15ZM74 34H76L77 36L74 35ZM130 34H131V35H130ZM133 34H134V35H133ZM10 35H11L12 37H10ZM13 35H14L15 37H13ZM57 35H58V34H57ZM140 35H141V36H140ZM71 36H72V37H71ZM75 36H76L77 38H76ZM1 37H2L3 39H2ZM4 37H5L7 40H5ZM140 37H141L142 39H141ZM198 37H199V38H198ZM203 37H204V36H203ZM203 37H202V35H201V38H202V39H201V38H200V34H199V36H197V40H196V39H195L196 41L193 40V42H194V41L197 42V43H196L197 46L194 45V46H195V51H196V47H197V50H201V49H198V47L200 48L203 44H205V43H201V42H203V41H202V40L204 39ZM11 38H12V39H11ZM17 38H18V40H15V39H17ZM94 38H95V39H94ZM96 38H97V39H96ZM104 38H105L107 41H106V40L103 41V46H102L101 43H102V40H103ZM169 38L171 39V37H169ZM39 39H41V38L38 36V40H39ZM76 39H77V40H76ZM93 39H94V40H93ZM10 40H12V41H10ZM13 40H14V41H13ZM36 40H37V39H36ZM38 40H37V41H38ZM42 40H43V41H42ZM53 40H54V39H53ZM96 40H97V44H96V46L94 47L93 45L96 43ZM163 40H164V39H163ZM3 41H4V42H3ZM6 41H7V42H6ZM41 41H42V42H41ZM49 41H51V40H49ZM89 41H90V42H89ZM98 41H99V42H98ZM100 41H101V42H100ZM125 41H126V40H125ZM134 41L137 42V43H135ZM165 41H166V42H165V43L163 42V44H165V45L170 44V46H168V47H169V48L172 47V43H171V42H170V43H167L168 41H170L169 39H168V40L165 39ZM13 42H14V43H13ZM39 42H41L42 44H43V43L45 44V40H44V39H41ZM39 42H38V43H39ZM47 42H48V41H47ZM108 42H109V44H110V41H108ZM113 42H114V41H113ZM174 42H175V41H174ZM174 42H173V44H174ZM195 42H194V43H195ZM199 42L201 43V46H198V43H199ZM204 42H206V41H204ZM53 43H54V41H53ZM166 43H167V44H166ZM176 43H177V42H175V44H174L175 47H174V45H173V48H174V49H176V48L178 49V47H176V46H178V44L181 45V46H185L186 50H187L188 47H190V46L193 47V46H192L193 43H192L191 41H189V42H186V41H185V42H179V43H177V44H176ZM5 44H4V46H6ZM17 44H18V42H17ZM81 44H82V43H81ZM81 44H79V45H81ZM106 44H105V45H106ZM111 44H112V43H111ZM126 44H125V45H126ZM184 44H186V45H184ZM187 44H188V46H187ZM84 45L82 44L81 46L83 47ZM165 45H163V47H167V46H165ZM189 45H190V46H189ZM205 45H206V44H205ZM8 46H7V48H8ZM81 46H80V47H81ZM106 46H107V45H106ZM135 46H136V47H135ZM186 46H187V47H186ZM207 46H208V44H207ZM2 47H3V46H2ZM82 47H81V48H82ZM93 47H94V48H93ZM168 47H167V48H163V51H164V49H165V50H168V52H169V50H170L171 48L168 49ZM0 48H1V46H0ZM4 48H5V47H3L2 49H0L1 52H3L2 50H4V51L6 50V51H7V48H5V49H4ZM9 48H10V46H9ZM9 48H8V49H9ZM81 48H79V49H81ZM105 48L108 49L107 47H105ZM201 48H205V46L203 45ZM84 49L82 48V50H84ZM131 49H130V50H131ZM174 49L170 50V55H171V52H172ZM193 49H194V48H193ZM96 50H97V51H96ZM101 50H100V51H101ZM189 50H190V51H189ZM90 51H91V50H90ZM102 51H101V52H102ZM105 51H106V50H105ZM128 51H129V48H128ZM191 51H192V53L195 52L194 50L188 49V50L186 51V53H185V50H184V51H183L184 54L182 53V55H181L182 57L180 56V57L178 58L179 60H178L177 58H175L174 55H175V54L177 55V53L174 52L175 54H172V55H171V57H172L171 60H170V58H169L170 56H168V58H169L168 61L166 60L167 58H165V60L167 61V65L164 64V63H166L165 60H163L164 62H162V58H160V61H161V62L159 61V63H160V64L163 63L162 65H163L164 67L169 65V66H172V67H175V66H176L175 68H177V66H179V68H182V67L184 66L185 69H186V68H188V67L185 66L184 63H181V61L183 60L184 56L186 55V57H187V54L189 55V52L191 53ZM78 52H79V55H80L81 57L84 56V59H86V58H85L86 56L84 55L86 52H83V51H82L83 55L80 54V53H81L80 50H79ZM94 52H93V54H94ZM165 52H167V51H165ZM165 52H163V54H164ZM181 52H182V51H181ZM181 52H179V55H180ZM196 52H197V51H196ZM198 52H199V51H198ZM87 53H88V52H87ZM97 53H98V52H97ZM172 53H173V52H172ZM98 54H99V53H98ZM133 54H135V55H133ZM166 54H167V53H166ZM166 54H165V56L167 57V55H168L169 53H168L167 55H166ZM74 55H75V54H74ZM131 55H132V56H131ZM179 55H177V56H179ZM190 55H191V54H190ZM190 55H189V56H190ZM80 56H79V57H80ZM88 56H91V53H90V55H89V54L87 55V59H86V60H90V61H88V62H91V61L93 60L92 63H94V62H95L94 60H97V59H95V58L92 57L93 55H92L91 57H88ZM130 56H131V57H130ZM165 56H164V57H165ZM135 57H134V60H133L134 62H133L132 60H130V63H131L132 65L135 64V60L137 59V57H136V58H135ZM162 57H163V56H162ZM173 57H174V58H173ZM2 58H3V57H2ZM82 58H83V57H82ZM91 58H92V59H91ZM100 58H102V57H100ZM100 58H99V59H100ZM180 58H182V60H181ZM80 59H81V58H80ZM102 59H103V58H102ZM102 59H100V61H101ZM172 59H174V60L172 61ZM175 59H176V60H175ZM184 59L188 60L189 58H188V59H187V58H184ZM82 60H83V59H82ZM82 60H81V61H82ZM86 60H83L82 63H83L84 61H86ZM177 60L180 61V64H181V65H183V64H184V65H183V66L178 65L179 62L176 63ZM186 60H185V61H186ZM102 61H103V60H102ZM102 61H101V63H103ZM136 62H137V61H136ZM169 62H171V63L173 62V64L175 63L176 65L174 66V65H172V64L169 63ZM182 62H183V61H182ZM128 63H129V62H128ZM159 63H158V64H159ZM168 63H169V64H168ZM185 63H186V62H185ZM101 66H102V64H101ZM103 66H104V65H103ZM103 66H102V67H103ZM163 66H162L161 68H164ZM180 66H181V67H180ZM104 67H105V66H104ZM104 67H103V68H104ZM159 67H160V65H157V68H158V69H159ZM161 68H160L159 70L157 69V72H158V71L161 72ZM165 68H166V67H165ZM168 68H170V67H168ZM179 68H177V70H179V73L182 74V71L184 72L185 69L183 68L184 70H182V69H179ZM166 69H167V68H166ZM172 69H173V68H171V71H172ZM189 69H192V68H189ZM163 70H164V69H163ZM163 70H162V71H163ZM168 70H169V69H168ZM175 70H176V69H174V70L172 71V73L175 72ZM193 70H194V69H192V71H193ZM192 71H191V72H192ZM201 71H202V70H201ZM201 71H200V74H201L202 76H204V75L201 73ZM104 72H106V71H104ZM104 72H103V73H104ZM160 72H158V74H160ZM166 72H167V71L165 70V72H164L165 74H164V73H163V74L161 73L162 75H161V74H160V75H161L162 77H165V80L167 81V76H168V75L166 74ZM168 72H169V71H168ZM168 72H167V73H168ZM177 72H178V71H177ZM177 72H175V73H177ZM198 72H199V71H198ZM198 72H194V73L199 74ZM169 73L172 75L171 72H169ZM169 73H168V74H169ZM175 73H173V78L171 77V79H168V80H172V79H174V78L176 77V76H174ZM184 73H187V74H186V80L184 79V78H185V76H184L185 74H184ZM184 73H183V75H182V77L184 76V77H183L184 80H181V81L176 82V83H178V84H176L174 81H173V83H172V81H171L172 84L170 83V81H169L170 84H169V83L165 84V80H164L163 78H161V80H163V81H160L159 84H158L159 86L156 85V86H155L156 89L154 88L153 91H154V90L156 91L158 88H159V91H158V90H157V91H158L159 93H162L160 90H163L164 92H165V91H168V90H167V86H169V88H168L169 90H171V89L174 90V89H175V90H174L175 93L177 92V91H176L177 89H178V92H179L180 90L183 91V90H184V89H183L184 87L181 89V88H180V87H182L181 85L186 84V81H187V83H188V82H189V79H188V78H190V77H187V76H188V73L190 74L189 71H188V72L185 71ZM197 74H193V75H192V73H191V75H189V76L194 77V78H191V79H193V80L196 78V76H197V78L199 79L200 74H199V76H198ZM156 75H157V74H156ZM165 75H166V76H165ZM171 75H170V76H171ZM158 76H159V75H158ZM156 77H157V76H156ZM159 78H160V77H159ZM169 78H170V77H169ZM176 78H177V77H176ZM197 78L195 79L196 81H197ZM201 78H203V77H201ZM180 79H181V77L178 76L177 80H180ZM191 79H190V81H191V83H192L193 80H191ZM175 80H176V79H175ZM177 80H176V81H177ZM195 80H194V82H195ZM162 82H163L164 84H163ZM167 82H168V81H167ZM184 82H185V83H184ZM174 83H175V84H174ZM189 83H190V82H189ZM161 84H162V85H161ZM170 85H171V88H170ZM178 85H180V87L177 88ZM187 85H188V84H187ZM187 85H186V87H187ZM190 85L193 86L192 84H189V86H188L189 88H185V90L188 89L187 91H189V93H190V91L192 92V91L194 90L193 87H192L193 89H191V86H190ZM194 85H195V83H194ZM172 86H173V87H172ZM183 86H185V85H183ZM157 87H158V88H157ZM164 87H165V88H164ZM194 87H195V86H194ZM122 88H123V89H122L121 91H123V93H122L121 91H119V92H117V93H119V94H120V93L125 94V96H124L123 98H125V97L128 96V97H127V98H128V101H127V98H125V99H126V103H128L131 99L135 100L136 98H138L137 101H139L140 99H142V98L139 99V97H142V96L144 95V93H143V94H142V93L139 94V92H136V91H132V92L130 93V89L127 88L126 90L129 91V92H127V91L125 90L124 87H122ZM161 88H162V89H161ZM124 90L126 91V93H124V92H125ZM148 90H150V88H149ZM148 90H147V91H148ZM40 91H41V90H40ZM40 91H39V92H40ZM151 91H152V89H151L149 92H151ZM182 91H181L180 94H182ZM36 92H38V91H36ZM36 92L34 91L35 94H33V92H31L33 95L30 94V96L34 97V96L36 95L35 97H37V94H38V96H39L40 93H39V92L36 93ZM171 92H173V91L171 90L169 93H171ZM178 92H177V93H178ZM183 92H184V91H183ZM128 93L131 94L132 96L136 97V98H134V97L131 98V96H130ZM134 93H137V94L134 95ZM154 93H155V95L153 96ZM165 93L168 94L167 92H165ZM165 93H163V94H165ZM175 93H173V94H175ZM184 93H185V92H184ZM119 94H118V96L120 97V95H122V94H120V95H119ZM145 94H146V93H145ZM148 94H149V95H152L153 98H155V96H156L158 99H159V98L161 99V95H162V94H160V95H159L160 97H159L158 94H157L156 92H153L152 94L147 93V96H149ZM156 94H157V95H156ZM166 94H165V96H166ZM171 94H172V93H171ZM173 94H172V95H173ZM27 95H29V94H27ZM86 95H88V94H86ZM138 95H139V97H137ZM141 95H142V96H141ZM169 95H170V94H168L167 97L162 96L163 98H162L161 103H162L163 101H164V102L166 101V103H168V101H167V99H168V100H169V105H168V106H170V104H172L173 107H174V104H175L176 102H173V100H172L173 98H172L171 96H170V97H171V100H170L169 97H168ZM175 95H176V94H175ZM182 95H183V94H182ZM182 95L180 96L179 94H177V96H174V95H173V97H174L175 99H176V98H179V96H180V98H182ZM184 95H185V94H184ZM30 96H29V98H32V97H30ZM90 96H91V95H90ZM26 97H27V96H26ZM26 97H24V98H26ZM85 97H87V100H88V96H85V95H84V98H85ZM183 97L186 98V97H188V95H187V96H183ZM24 98H22V99H24ZM37 98H38V97H37ZM37 98H35V99H37ZM84 98H81V99L83 100ZM92 98H94L93 100H95V97H93V96H91V98H90L89 100L92 101ZM129 98H131V99H129ZM153 98H152V99H153ZM26 99H27V98H26ZM26 99H25V101H26ZM35 99H34V98L31 99V100H30V99H27V100H28L27 102L36 103V102H35ZM149 99H151L150 96H149ZM149 99H148V102L143 103V104H144V105H143L144 107H143L141 104L139 105L140 107L134 105V106H136L137 108H136V107H133V106L130 105L131 107L134 108V110L136 109V110H135L136 112H135L134 110L132 111V115H133V117H134L135 119H134L133 117H130L131 115H128L129 117H127V116L125 117V118H126V122H125V123L127 124V121L129 120V121L131 122V123H130V122L128 121L130 124L128 123L127 125H126V124H125V125H122V124H124V122H123V120L120 119V118H121V115H118V113L114 114L113 116L117 115L118 117H120L119 119L122 121V122H121L122 124L120 123V120L117 119V118H118L117 116H116V117H113V116H112V118H115V119H116V120L114 119V121L119 120L118 123L121 125L120 127L118 126V127H119V129H118L119 132H118V131L116 130V127H117V126L115 125V124H117V123L115 122L114 125H115L116 127H115V126H114V127H115V130L117 131L115 136L117 137V136H118V133H119V135H120V134H124L125 136H126L125 133H129V134L131 133L130 136H127V137H124V138H125V139H126V138L128 139V137H130V139H132V141H131L130 139H128V141H131V142H128L127 139L125 140V142L127 141V142L129 143L128 145H132L133 148H132L131 146H128V145H127V142L125 143L124 141L118 140V139H121V135H120V137H117L116 140L121 141L122 143H124L125 146L127 145V147H129L130 149H131V148H132L133 150L135 149V150H134V151H135V152H134L135 155H133V154H134L133 151L130 152V150H129L128 148H127V149L124 148V151L129 150L128 154H130V155L133 153L132 155H133V158H134V159L136 158V156H139V155H140L139 158L137 157L138 160H139V159H140V160L142 159L144 162H143L142 160H141V161L139 160V162H138V160H135V162H137L136 164H140V165H142V164L144 163V164L147 165L146 162H151V161H153V162L155 163V160H154V159H158V158H155V157H158L159 154H161V155L163 154L164 157H165L166 159H168L169 162H168L166 159L163 160V159H164V158H163V155H162V157H161V155H159V157L162 158V159H161L162 162H163V161H167V162H164V165H163V163H162V165L160 166L161 162H160V164H157L158 162H157V160H156V163H155V164H157V166H156V165H155V166H156L157 168H156V167H152V166H154V163H153V162L148 163V165H147L148 170H147V167H145L146 165H144V164H143L142 166H139V165L136 166L135 162H133L134 160L132 161L133 163H130V161H129V157L131 158V156H128V157H127V158H128V163H129V164H132L133 166H132V165H129V164L127 163V165H129L128 170H130V171H128L126 168H125V169L122 168L123 171H119V174H118V173H115L114 170H112V168H113V166H112V164H111V163H112V162H111L112 160L110 159V157H111L112 155H109V156H110L109 158H108V157H104V160H105L106 158H107L108 160H105L104 163H102V161H100L102 164H101V165L99 164V165L102 166L103 164H105V165H107V167L109 166L108 168H110V167L112 166V167L109 169V171H110L111 173L108 171V168H107L106 166H105V167H106L105 169L100 168V169H103V170H101V172L104 171V170H107V171H105V174H104V173H102V174H104L105 176H108V177H110L111 174H112V175H111L110 178L105 177L104 179L101 178V180L103 179V180H105V182H106L107 180L110 179V181H108V182H109L108 184H109L110 186H108V185H104L105 183H104L103 185H100L101 183L97 182V180H99V181L101 182V180L99 179V177L103 176L102 174H101V176H99V175H100V172L92 171V173H94V175H95V173H96V175H95L96 177H95V179H94V182H96L95 184H93V183H94V182H93V178H94L93 176H94V175H93L92 173H91V176H92L93 178H91L90 176H87L88 174H86V172H85V174H86L85 176H87V178L90 177L92 180H90V178L87 179L82 173H80V175H81V174L83 175V178H81L82 175H81V177H80L79 172H77V171H75V170H74V172H77V173H74V172H73V169H74L73 167H74L75 164H77V163L74 164L75 161H74V162L72 161L73 164H74V166H72V165H73L72 163H71V164H72V165H71L70 162L66 161L67 159H69V156H70V155H69V156H66V155H67L66 153H68V152H72V151H69V147H68L69 145L67 146V144H64V145H65L64 147L67 146V148H68V149H67L68 152H67V150L65 149L66 152H65V151H64V152H65L66 155H63V156L61 157V159H60V155H62V153H60L61 150H60V152H58V153H60L59 156H58V155H57V156L52 155V154H57V150L61 149L59 146H57L59 149H56V153H54V152H53V153H49V152H48L49 154H47L46 152H44V151L42 152V151L40 150V151H41V152H40L41 154H40L39 156H42V155L46 154V155L44 156V159L41 158V157H40V159H38V157H39L38 154H37V155H36V154L34 155V154H31V153L27 152V153H29V154H31V155H34V156H31V155L28 154V155H29V156H28V155L26 154L27 157L30 158V159H28V158L26 157V155L23 156V152H21V153H22L21 157L23 156L22 158L19 157V156H17V155H19V154H21V153L18 152V150H17L16 148H18L17 146H19V148L21 147V149H22V142H20V141H15V140H13V141L10 140L11 142H14V141H15L12 145H15V147H16L15 149H16L17 152H16V151L13 152V151L11 150L12 148H11L10 150L8 149V151H9V152H8L6 149H3L2 147H4V145H5V146L7 145V147H8L9 145L6 143V141H5L6 144L3 145L2 143L4 142V140H1V142H0V152L2 153V152L4 151V153H9V154L13 153V154H11V155H9V156H8V154H7V155L5 154V155H6V156H5V155H3L4 153H3V154L0 153L1 158L3 157V158L5 159V158L7 157L6 160L10 162V165H9V162L7 163V162H5L6 160H5V161L3 160L4 162H2V165H1L2 168L0 167V188H1V186H2V188H3V186H5V187L7 188V191H8V189H9V192H10V191L12 190V188H10V183H11V182H15L14 185H16L17 188H16V187L13 185V183H12V185L15 187L14 190L16 191V189H17V191H18L19 188H20V192H17V191L15 192V193H16V196L19 194V197H17V198H15L16 196H14L15 193H13V192H14L13 190H12L13 192H12V191L10 192V194H12V195H9V197L11 196L10 198L7 197V195H8L9 193L6 194V192H7L6 189H5L6 192L4 191L5 196H4V194H3V195L0 194V195H1V196H0V264H11V263L8 261L7 257H6L7 251H6V249H5V244L2 242V241L5 239L6 236H8V237L10 236L11 238H13V236H14V238H16V240H17V242H16L15 244H16L17 246H19V245L21 244L19 247L22 248V249H21L20 252L18 253L19 255H21V254H26V253H32V252H37V253H41V254H50V253H56V252H65V251H67V250L74 249V246L76 247V245H77V246L79 245V242L81 241L82 236L84 237V234L89 230V228H95L97 231H99V233H100L101 235H103V236H105V237H111L110 234H114V236H117V239H119L120 241H123L122 245H120V246H122V249H124L125 256L123 257V259H125L126 264H146V263H147V264H165V263L163 262V259H164V261L166 262V264H168L169 262H171V261H169L171 257H172L171 259L173 260V259H176L178 256H180V257L184 260V261H183V260H181V261H182L183 263H185V264H192L194 261H198V260H199V261H198L199 264H203V261L205 260V258H206L207 256L204 257V256H203L204 254L201 256V255H200L201 252L203 251L202 253H205V250H206V249L209 250V248H207V247H209L210 244H214V241H215L216 237H218V236H216V235H219V236L221 235V233H220L221 231L218 232V230H217V232H215L216 230H215L214 228H215V226H216L217 224H216V225H212L213 222L216 223L217 221H219V222H217V223H218V224L220 223L221 226H222L221 222H225V223H223V225L225 224L224 228L226 227L225 230H226L227 232L224 230L223 226H222L221 228H222V231L224 230L226 233H228L229 230H230V232H231L230 227L233 229L234 225H235V227H238V226H239L240 229H239V228H235L237 231H235V229H233V230H232V231H233V234H232V233H229V235L232 234L231 236L234 235V237H235V236H236L235 234H236L237 232L239 233V231L242 232V230H243L242 233L245 234V235H243V237L245 236V238H243V241H244V242H241L242 240H241L240 242H241L242 244L246 243V244H247V247H248L247 249L249 250V252L251 251V252H252V255H257L256 257H258V258H261V257H262V262H263V260H264V236H263V235H264V227L261 228V226H264V224H263V223H264V215L262 214V213H264V212H262V211L264 210V209H262V208H264V207H261V209H259V210H258L257 208H259V207H258L259 205H264V201H263V203H261V204H257V201H260V200L262 201V199H264V191H262L263 188H264V187H263L264 185L261 186V187H263L262 190H261V188H258V187H260V186L258 185V187H257L258 189H257V188H254L255 191L252 189L253 191L251 190V192H250V191L248 192V194H250V193H252V192H253V193L256 192V193H254V194L252 193V196L249 195V196H251V197H253V198L248 197V196H247V193H246V196H245V197H240V199L244 198V200H243V199H242V200L238 199V200H240V203H239V208H238L239 210H236V213H233V212H235V211H232V210L234 209V208L232 209V207H231V206L234 205L233 203H232L233 205H231V206L228 207V208L231 207V209H232V210L229 209V210H231L230 213H229V211H228V208H227V211H226L227 214L224 213V211L219 210V209H216V210L214 209V210H212L213 208L216 207V205L218 206V204H219V203H217V201L220 200V199H218L220 196H219V197L217 196V199H218V200H217L216 198H215L216 200H214V196L217 194V191H218V190H221V189H225V190H227V188H224V187H229L228 184L231 183V181H232L235 177H237V176H239V178L241 177V180H245V179H242V178H244L243 176H240V175H241L240 172H241V171L244 172V170H246V168L249 167V166H248V167L244 168L245 165L247 166V164H248L249 162H250L249 164H251V160H252V158H253L254 156H257V153H258V155H259V154H261L262 156L264 155V154H263V153H264V148H263L264 145L261 146L262 144H261V141L259 140V138L256 140V139H254V138H256L257 136H254V138H253V135H252V134L256 135V133H255L256 130H253V129H257L256 127L254 128V126H255V122L258 121V119L255 121L256 116L253 115V117L255 116L254 119H253V117H252V119H253L255 122H254V121L251 122V119H250L251 116H250L249 118H247V116H244V115H252V114H242V115L246 118V121H245V120H239L240 118H242V116L239 115V114H241V113H239V114H237V115H235V114H232V115H231V114H228V112H227V113H226L227 116H226V114H225V112H224L223 114H225V115H222V116H224V118H225V120H224V118H223V117L221 116V114H220V113H222V112H220V113H217V114H219V116H218L219 118L222 117V120H221V119L219 120L218 118H215V117L213 118V120H214V123H217V124L219 123V124H220V121H221L222 123L220 124V126H219V125L217 126V124H216V126L214 127V126L211 124V122H212V121H211V120H212L211 115H213V116L216 115V117H217V114L214 115L213 112L215 113V112H218V111H214L215 109H214V110H211V108H210V111H211L212 114H211L210 111H209V113H210V115H209L208 112L206 111V112H207V115L209 116V119H211L210 121H208L209 119H208V117H207V119H208L207 121H208V123H209L210 125H209L208 123H204V122L206 121V118H204L203 121L200 120V119H202L203 117H202V118H201V117H199V118L197 117L201 122H200L199 124L196 123L195 121H196V120L199 121V120L196 119V117H195V120H193V122H195V123H193V124H194V125L196 124V127H197V128H195V126H193V127L195 128V130L193 131V129L187 127L186 125H187L189 122H191V123L188 124L190 127H192L191 125H193L191 119H193L194 117L191 118V115H192V116H194V115H193V114H189V113H191V111H192V113H193V111H194V107H196V103H195V104H191V106L195 105L193 108H189V107H191L190 104H189V101H188V100H190V99L187 98V99H188V100H187L188 103H186V104H188V107H187V108L192 109V110H191V111L189 110L190 112L188 113V109H187V113H188V114L186 113L187 115L184 113L185 117L190 118V119H187V120H189V121L186 120L188 123H187V124L184 123V124H185V126H186L187 128L190 129V131L194 132V134L196 135V136H195L196 147L194 146V147L196 148V149H195L196 152H195V151L193 150V148L191 147V146H193V144L195 145V143H193V144L191 145V143L194 141V139H191L192 136L194 137V134H192V132H190V133L192 134V136H191V134H190L189 137H188V138H190V139L192 140V142H190V139H188L189 142H190V144H189L188 142H187V143L185 142V143L188 144V145H186V144H182V149L180 150V149H179V146H180L179 144H177V143H176V144L172 143V144H173L172 147H174V149L170 146V147L172 148V149H171L172 151H171V150L169 149V148H170L169 146H168V148H167V145H170L171 143H170V141L168 142V140H169L168 137H169V136H168V135H167L168 137L166 136V129H165L166 126H165V125H166L167 122L169 123L173 118L175 119L176 117L180 116L179 114H180L181 112L179 113V110H177L178 112L176 111V112H174V113H170V112L176 110V109H175L176 106L174 107V109H175V110H174L173 107H172V109H171V108H169L167 105H163V104H162V105H161V108H159V110H160V109L162 110V109H163L162 107H165V106L168 107L169 110H168V108L165 109L166 113L169 114L168 117L171 116V118H172L173 115H175V113H178V116L173 117L171 120L169 119L170 121H167V120H166V122L163 121V123L161 124V121H160V120H157V119H160L159 117L161 116V113H163L162 111H164V109H163V110L161 111V113H160V112H158V111H159L158 108H156L157 106L159 107V104L157 105L156 101H160V99H159V100H158V99L156 100V98H155V99H153V100H152V99L150 100V101H154L155 103H154V102H153V103H152V102H149ZM175 99H174V101H175ZM84 100H86V99H84ZM87 100H86V101H87ZM120 100L123 101V102L125 103V101L122 100L121 98H120ZM25 101H22V103H21V104L24 105V106H22L23 108H25L26 105H28L27 108H31V107L34 105V104H29V103H27V104L25 105V104H24V103H26ZM170 101H172L174 104H173L172 102H170ZM179 101H180V102H179ZM181 101H182V100H177V102H179V103H178L179 106H178V105H177V106H178L179 108L182 107L183 110H182V109H180V110H181L182 112H184V110L186 111V106H187V105H186V106L184 105V103H185L186 100L182 101L183 103H182ZM23 102H24V103H23ZM82 102H83V101H82ZM88 102H89V101H88ZM93 102H94V101H92V104H93ZM164 102H163V103H164ZM124 103H123V104H124ZM131 103H132V100L130 101L129 104H131ZM150 103H151V104H150ZM158 103H159V102H158ZM161 103H160V104H161ZM180 103H182V105H184L185 109H184V107H183ZM190 103H191V102H190ZM193 103H194V102H193ZM90 104H91V102H90ZM92 104H91V105H92ZM129 104L126 105V106H127L126 109H127L128 111H129V108H130V107H128ZM152 104H154V106H153ZM155 104H156V105H155ZM164 104H165V103H164ZM197 104H199V103H197ZM31 105H32V106H31ZM87 105H88V104H87ZM93 105H94V104H93ZM147 105H149V106H148L149 108H147ZM202 105H203V104H202ZM78 106H79V105H78ZM78 106H77V107H78ZM94 106L97 107V106H96V103H95ZM126 106H124V107H126ZM151 106H153V107H151ZM180 106H181V107H180ZM197 106L199 107V105H197ZM74 107H76V106H74ZM80 107H81V106H80ZM80 107H78V109H79ZM85 107H86V105H85ZM89 107H90V106H89ZM145 107H146V109H145ZM150 107H151L152 110L150 109ZM154 107H155L156 110L154 109ZM166 107H165V108H166ZM178 107H176V108H178ZM198 107H197V108H198ZM204 107H205V108H204ZM204 107H203V106H202V107L200 106V108H203V109H205V110L208 109L207 105L204 106ZM206 107H207V108H206ZM92 108H94V107H92ZM143 108H144V109H143ZM179 108H178V109H179ZM124 109H125V108H124ZM124 109H123V110H124ZM126 109H125V110H126ZM138 109H139V110H138ZM140 109H142L143 111L140 110ZM148 109H149V110H148ZM198 109H199V108H198ZM203 109H201V110L204 111ZM212 109H213V108H212ZM123 110L121 111V113L123 112ZM125 110H124V112H125ZM127 110H126V112H125L126 115H127V112H128ZM146 110H148L150 113L153 111L154 114L152 113V114H153L152 116L155 115V118H157V119L155 120V118L152 117V116L150 115V113H149L148 111H146ZM150 110H151V111H150ZM157 110H158V111H157ZM170 110H172V111H170ZM208 110H209V109H208ZM138 111H140V113H139ZM154 111H156L157 114H156V112H154ZM212 111H213V112H212ZM124 112H123V113H124ZM133 112H135V113H133ZM144 112H146V114H145ZM75 113L77 114V112H75ZM75 113H74V114H75ZM129 113H130V111H129ZM129 113H128V114H129ZM142 113L145 115L144 117H143V114H142ZM148 113H149V114H148ZM164 113H165V112H164ZM203 113L205 114V112H203ZM74 114H73V115H74ZM76 114H75L74 116H75V117H76V116L78 117L79 114H81V113H79L78 115H76ZM119 114H120V113H119ZM130 114H131V113H130ZM170 114H171V115H170ZM172 114H173V115H172ZM182 114H183V113H182ZM149 115H150V116H149ZM163 115L165 116V114H163ZM176 115H177V114H176ZM184 115H181V117L184 116ZM188 115H189V116H188ZM230 115H231V118H230V117L228 118V116H230ZM74 116H73V117H74ZM122 116H125V114H123ZM156 116H157V117H156ZM225 116H226V117H225ZM232 116H233V117H232ZM240 116H241V117H240ZM79 117H80V116H79ZM142 117H143L144 119H143ZM145 117H146V118H145ZM148 117H149V118H148ZM166 117H167V116H166ZM168 117H167V118H168ZM181 117H180V118H181ZM236 117H238V120H239L240 122H242V123H240V122L236 119ZM239 117H240V118H239ZM123 118H124V117H123ZM123 118H122V119H123ZM125 118H124V121H125ZM127 118H128V119H127ZM129 118H130V119H129ZM151 118H152V119H151ZM153 118H154V119H153ZM164 118H165V117H164ZM167 118H166V119H167ZM232 118H235V119L237 120V123H236V120H234V119H232ZM245 118H242V119H245ZM142 119H143V120H142ZM174 119H173V120H174ZM177 119L179 120V118H177ZM177 119H176V121H178ZM216 119H218V120H216ZM229 119H230V120L232 119V120H231L232 123H229V122H228L230 125L226 123V121L229 120ZM247 119H248V121H247ZM249 119H250V122H249ZM73 120H74V118H73ZM73 120H72V121H73ZM76 120H78V123L81 121L79 118H76ZM131 120H135V122H133V121H131ZM173 120H172V121H173ZM184 120H185V119L182 117V118L178 121L179 123H178V122H175V121H174V122L177 123V124H181V122L184 121ZM190 120H191V121H190ZM204 120H205V121H204ZM223 120H224V121H223ZM112 121H113V120H112ZM114 121H113V123H114ZM157 121H158V122H157ZM159 121H160V122H159ZM180 121H181V122H180ZM186 121H184V122H186ZM233 121H235V123H233ZM76 122H77V121H76ZM132 122H133V124H132ZM223 122H224V123H223ZM238 122H239V123H238ZM243 122L246 124L247 127L244 126L245 124H244ZM248 122H249L250 124H249ZM164 123H165V125H163ZM225 123H226V124H225ZM256 123H257V122H256ZM54 124H55V123H54ZM76 124H77V123H75V125H76ZM79 124H80V123H79ZM79 124H78V125H79ZM131 124H132V126H131ZM160 124H161L163 127H160V126H161ZM171 124H172V123H169L170 126H171ZM173 124H174V123H173ZM177 124H176V126H177ZM247 124H248V125H251V127H253V128L251 129ZM252 124H254V126H252ZM56 125L58 126L59 124L56 122ZM56 125H55V126H56ZM78 125H77V128H78ZM117 125H118V124H117ZM167 125H168V124H167ZM214 125H215V124H214ZM0 126H1V125H0ZM81 126H82V124H81ZM81 126L79 125V127H80V131L78 130L79 128H78V129L76 128V130H78L79 133L81 132L80 134H82V131H84V129H85V127H83L84 125L82 126V129L84 128L83 130L81 129ZM126 126H127V127H126ZM130 126H131V127H130ZM3 127H4V126H3ZM114 127H113V128H114ZM125 127H126V129H124ZM132 127H133V128H132ZM186 127H185V128H186ZM241 127H242V128H241ZM0 128H2V127H0ZM161 128H162V129H161ZM243 128H247V129L249 128V129L247 130V131H248L247 133H249V134H250L252 131L254 132V133L251 134L252 137H251V135L249 136V140H248L247 137H245V136H248V134H245L246 132L243 131V130H246V129H243ZM123 129H124V130H123ZM163 129H165V133H164V130H163ZM189 129H187V131H189ZM196 129H197V130L199 129V130H198L199 133L202 131V133L199 134L200 136H199L198 138H196V137H197V134H196V133H197V130H196ZM238 129H239V130H238ZM0 130H1V129H0ZM81 130H82V131H81ZM113 130H114V129H113ZM115 130H114V132H115ZM122 130H123L124 132H125V130H127V131H126L125 133H123ZM161 130H163V132H162ZM241 130H242V131H241ZM78 131H77V133H78ZM120 131H122V132H120ZM195 131H196V132H195ZM225 131H226V132H225ZM239 131H240V132H239ZM249 131H251V132H249ZM161 132L164 134V136H163V134H162ZM243 132H245V133H243ZM223 133H224V134H223ZM225 133H226V135H225ZM227 133H228V134H227ZM242 133H243V134H242ZM114 134H115V133H114ZM201 134H202V135H201ZM221 134H223V135H221ZM228 135H229V136H228ZM162 136H163V137H162ZM165 136L168 138V140H167V138H166ZM190 136H191V137H190ZM218 136H219V137H218ZM222 136H224V137H222ZM225 136H226V137H225ZM227 136H228V138H227ZM0 137H1V136H0ZM65 137H66V136H64V139H63V140H66ZM69 137H70V136H69ZM69 137H68V138H69ZM220 137H222V138L225 139V140L227 139V140H229V141H231V142L233 141V142H232L233 144H232V143L230 144V145H233L232 147L236 146V145H234V142L237 143V144H239V145L237 146V147H238V150H236L235 147H234L235 149H232V151H233V150H236L235 152L233 151L234 154L231 153V155L233 154L232 158H233L234 155L236 154V155H238V156H237L235 159H237L238 157H240V158L243 157L242 159H244V156H241L242 154L239 153V147H240V148H243V146H244L245 149H246V147L248 146V147H247L248 149L250 148L251 150L254 149V150H256V151L253 150L254 153H252V152L250 151V149H249V151H248V149H247V150L243 149V151L245 150V152H246V153H245V152H242L243 155H244V153H245L248 157H247L246 155H245V156H246L247 158H250V159H248L249 161L247 160L246 157H245V159L243 160L244 162H245V160H246V161L248 162V163L246 162L247 164H246V163H234L236 160L234 161L233 159H232L233 161H232V160H229V161H232V163L230 162L231 164H228V163H229L228 160L226 161V159H224V158H223V159L219 158V157H221V155L223 156L222 153H221V155H220V154H219V155H216V153H215L214 156L212 155V154H213V153H212V154H211L212 157H211V155H208V153L212 152V151H210L209 149H207L208 147H209L210 149L213 148L212 150L215 151V152H217V149H218L217 146H218V147H221V146H222V143H220V142H219V145H217V144H218L217 142L221 139ZM250 137H251V138H250ZM6 138H7V137H6ZM159 138H160V139H159ZM162 138H163V139H162ZM170 138H171V137H170ZM217 138H218V141L215 140V139H217ZM246 138H247V139H246ZM252 138H253L254 140H256V142H255L254 140H251ZM158 139H159V140H158ZM79 140H80V138H78V140H77V138H74L73 136H71V138H69V140H68V144H70V150H71L72 148H73V150H75V148H76L77 146H78V148H76V150L79 149V146H80V143L78 142ZM122 140H123V138H122ZM143 140H144V141H143ZM225 140H224V141L220 140V141H221V142H226V144L229 145V141L227 142V141H225ZM2 141H3V142H2ZM66 141H67V140H66ZM66 141H65V142H66ZM159 141H160V142H159ZM213 141L217 143V144H216V147H215V144H214V147H210V146L213 145V143H214ZM252 141H253V142H252ZM258 141L260 142V146H261V147H260V150H259V143L257 144L258 146L254 144V142L257 143ZM7 142H9V141H8V138H7ZM11 142H10V143H11ZM19 142H20V143H19ZM121 142H120V143H121ZM132 142H133V144H132ZM165 142H166V143H165ZM171 142H174V141L171 140ZM130 143H131V144H130ZM169 143H170V144H169ZM200 143H201V144H200ZM18 144H19V145H18ZM20 144H21V146H20ZM103 144H105V145H103ZM103 144H98V145H100V146L98 147V150H99V148L101 147V145H102V146H106V147L108 146V144L106 145V143H103ZM143 144H144V147H143ZM199 144H200V147H198ZM226 144H224V145H226ZM252 144H253V145H252ZM1 145H3V146L1 147ZM23 145L25 146V151H27V149H26L27 146H26L25 144H23ZM120 145H121V144H120ZM122 145H123V144H122ZM122 145H121V146H122ZM174 145L176 146V149L178 148L179 151H181V153L178 152V151H177V152H178L179 155L182 154V156H184L183 158H185L186 162L191 160L190 163H186V162H185L186 164H185L184 162H182V163H184V165H186V166L181 165V167L184 166L183 168L180 167L181 162H180V164L178 163L179 160L181 161V159H179V158H182V157H179L178 154H176V156H178V157L175 158V154L172 153L173 150H175V146H174ZM177 145H179V146H177ZM220 145H221V146H220ZM240 145H241V146H240ZM254 145H255L256 147H255ZM10 146H11V144H10ZM162 146H163V148H162ZM185 146H187V147L190 146V148H192V151L195 152V153H194L195 156H194V154H193V155L185 154V153L187 152V150H190V148H188V149L185 150ZM201 146H202V147H201ZM205 146H206V149H207L206 151L204 150V149H205ZM207 146H208V147H207ZM251 146H253V147L251 148ZM11 147H12V146H11ZM93 147H94V146H92V148H93ZM96 147H97V145H95L94 149H95ZM122 147H123V146H122ZM134 147H135V148H134ZM157 147H158V148H157ZM160 147H161V148H160ZM164 147H165L167 150H166ZM180 147H181V146H180ZM183 147H184V148H183ZM187 147H186V148H187ZM9 148H10V147H9ZM23 148H24V147H23ZM108 148H109V147H108ZM120 148H121V147H120ZM198 148H199V149H198ZM201 148H202V149L204 148V149L202 150ZM13 149H14V148H13ZM15 149H14V150H15ZM21 149H20V150H21ZM94 149H93V152H94ZM96 149H97V148H96ZM96 149H95V151H98V150H96ZM125 149H126V150H125ZM132 149H131V150H132ZM163 149H164V150H163ZM178 149H177V150H178ZM261 149H263V150L261 151ZM22 150L24 151V149H22ZM101 150L104 151L105 148H104V149H100V151H99L98 153L94 152V155H96V154H101ZM119 150H121V149H119ZM122 150H123V148H122ZM122 150H121V153H123ZM146 150H147V151H146ZM155 150H156V152L154 153ZM182 150H184V151H186V152H184V151H182ZM219 150H220V149H219ZM219 150H218V152H221V150H220V151H219ZM240 150L242 151V149H240ZM257 150H258V151H257ZM5 151H6V152H5ZM107 151H108V149H107ZM207 151H209V152L207 153ZM232 151H231V152H232ZM241 151H240V152H241ZM91 152H92V150H91ZM93 152H92V153H93ZM174 152H175V151H174ZM183 152H184V153H183ZM197 152H198V153H197ZM218 152H217V154H218ZM237 152H238V153H237ZM247 152H248L249 154H248ZM255 152H257L256 155H254ZM17 153H19V154H17ZM24 153H26V152H24ZM42 153H43V154H42ZM75 153L77 154L76 151H75ZM75 153H74V151H73V154H75ZM102 153H105V151L102 152ZM106 153H107V152H106ZM171 153L174 154V158H172L173 155H172ZM188 153H189V151H188ZM190 153H191V152H190ZM190 153H189V154H190ZM205 153H207V155L210 156V158H205V157H207V155L205 156ZM250 153L253 155L252 158L250 157V156H251ZM16 154H17V155H16ZM63 154H64V153H63ZM68 154H69V153H68ZM73 154H72V155H73ZM76 154H75V155H76ZM78 154H80L79 150H78ZM119 154H120V151L118 152V155H119ZM124 154H125V153H124ZM124 154H120V155L122 156V155H124ZM128 154H127V155H128ZM146 154H147V155H146ZM151 154H153V156H155V157L150 156ZM12 155H13L14 158L11 157ZM47 155H48L49 157H47ZM50 155H51V156H50ZM75 155H73V157L70 156V158H71L72 160H73L74 158L77 159V156H78V155H77L76 157H74ZM102 155H103V154H102ZM104 155H105V154H104ZM104 155H103V156H104ZM116 155H117V154H116ZM116 155H115V157L117 158L118 155H117V156H116ZM141 155L143 156V158H142ZM165 155H166V156H165ZM167 155H168L169 157H167ZM171 155H172V156H171ZM236 155H235V156H236ZM239 155H240V156H239ZM249 155H250V156H249ZM4 156H5V157H4ZM16 156H17V157H16ZM37 156H38V157H37ZM64 156L66 157V159H65ZM79 156H80V155H79ZM90 156L93 157L92 154H91ZM99 156H100V155H97V157H99ZM124 156H126V154H125ZM124 156H123V157H124ZM134 156H135V157H134ZM170 156H171V157H170ZM190 156H191V157L194 156V157H193L194 161H193V159H190V158H191ZM217 156H218V157H217ZM24 157H26V159H25ZM42 157H43V156H42ZM45 157H47V158H45ZM55 157H56V158L59 157V158H57V159H60V161L62 160L63 163L61 162V164H60V161L57 160ZM97 157H96V158L93 157L94 159H92V161H91V160L89 161L90 164H91V166H94V165H95L94 162L98 160ZM101 157H102V156L99 157V158H100L99 160H103V158L101 159ZM113 157H114V154H113ZM113 157H112V159H113ZM123 157H122V159H123V161H125V163H126L127 159H126V158H123ZM144 157H146V158L149 157V158H147V159H149V161H145L144 159H146V158H144ZM151 157H152V159H153V158H154V159L152 160ZM216 157H217L218 159H221V160H224L225 162H227L228 165H227L226 163H225V164L223 163V165H226V168H223V167H225V166L222 165V162H223V161L221 162V160H220V162H221V166H222V167L218 165L220 162H218V161H219L218 159H217V161H216V159H215ZM3 158H2V159H3ZM17 158H20V159H17ZM23 158H24V159H23ZM31 158H33V159H31ZM78 158H79V157H78ZM118 158L121 159V157H119V156H118ZM133 158H132V159H133ZM160 158H159V159H160ZM171 158H172V159H171ZM183 158H182V160H183ZM240 158H238L236 162H240V160L242 161V159H240ZM255 158H256V160H257V158H259V157H255ZM16 159H17V160H20L21 162H20V161H17ZM27 159H28V160H27ZM34 159H36V162H35ZM42 159H43L44 161H42ZM55 159H56L57 161H56ZM63 159H65V162H64ZM71 159H69V161H71ZM80 159H81L80 162H81V161H84V160H82L83 158L80 157ZM95 159H96V160H95ZM109 159H110L111 161H110V162H106V161H109ZM170 159H171V160H170ZM173 159H174V160H173ZM175 159H177V160H175ZM189 159H190V160H189ZM205 159H206V160H207V159H209V160H210V159H213V161L218 162L217 164L214 163V162H212V163H214V165H215V164L218 165V166H217L218 168H216V171H217V170H222V168H223V169H227L228 166H229L230 169H231V166H230V165L233 164V165H232V169H231L232 171H231V170H230L231 172H230V171H227V174H228V172H229V174H228V175H229V182H228L227 179H226L227 181H225V179H224V177L226 178V177L228 176V175H226V172H224V171H226V170L222 171V172H224V173H223V176H224V174H225L226 176H224V177L222 178V176H221L222 173H221V171H220V172H218V173L220 174V175H219L220 177H218V176H217V177H214V180H215V181L211 182V181L213 180V178L211 179V178H209V177H211V176H212V177L215 176V175H211V174H215V171H214V172H208V169H209V168L211 167V165H213V164H212V163L209 164V162H208L207 164H209L210 167H209L208 165H207V166H204V165H206V164H205L206 161L204 162V165L201 167L202 164L200 165V163H202V161H204ZM253 159H254V158H253ZM259 159H260V160H259ZM259 159H258V160H259L258 163H259L260 161H262V158H259ZM263 159H264V157H263ZM24 160H25V161H24ZM29 160H30V161L33 160V161L30 163V165H28V163L30 162ZM94 160H95V161H94ZM115 160H116V159H115ZM117 160H118V159H117ZM117 160H116V161H117ZM130 160H131V159H130ZM185 160H183V161H185ZM238 160H239V161H238ZM16 161L18 162V165H19V163H20L19 166H20L21 168H19V169H21V170H20L19 172L21 173V176H22V175H26V174L29 173V175H26V177H24V178H23V176H22V180H23V179L25 180V178H26L25 182H26L27 186H30V184L32 185V184H34V183H37V181H36V182L34 181L35 179L37 180V176L40 175V177H39L40 179H39V178H38V179L41 180V178H42L45 174H48L47 177H50V176L52 177V176H53V178H51L50 180L53 179V181H54V180L57 178L58 180H57V181L55 180L57 184H58L59 179H60L59 184H60V182L63 180V179H61V178H58V177L61 176V177L65 178V181H64L65 183H66V182L68 183V181H69V184H70L71 187H74V185H75V184H73V181H71V180L76 179L75 181L77 182V179H78V181L81 179L80 182L83 181V180H85V181H83V183H84V182H85V183H86V182H87V183L90 182L89 185L91 184V187L93 186V188H95V187H96V189H98L97 187H99V189H100L101 187H102V189H106V188H107V190H105V191H107V192H108V190H109V191L112 190V192H111L112 195L115 196V193H117L116 197H117V196H118V197H121V199H119V198H118V199H119V200H122V202L119 203V200H117L116 197H114V198H116V199H114V198L112 197V195H111L109 192H108V193H109L110 195H109L108 193H103L102 190L100 189L99 191L102 193V194L100 193V195H103V194H104L103 196H105V194H106V195L108 194L111 198H113L111 201H113V200L116 201V200H117L118 202H116V203H118V204H116V203L113 204V202H112V204H111V201H110L111 198H110V197H107V198H106V197L101 196V198H100V200H101V201H100V202H101L100 210L102 209V210H104V211L100 214V213H99L100 211L97 212V211H98V210H97L96 212L99 213V215H100V216H99L97 213L95 214V212H94V210L99 209V208L97 207V205H96V209H95L93 206L95 205V203L98 204V205L100 204V203H98V198L100 197V195H99V196L97 197V199H96L97 202L94 201L95 203H93V201L91 200V198L89 197V195L86 196L87 193L85 192V190H86V189H85V187H86L85 183L83 184V183L81 182L83 185H85V187H83V185H82L80 182H79V184H78V185H80V184L82 185V186H81V185H80V186L82 187V190H83V188H84V191H82V190L80 191V190H79V189H81L80 186H78V187H80V188L77 189V190H76V188H78V187H76V188H75V191H74L73 188H71L70 186H68V187H70L71 189H70V188L68 189V188L66 187L67 185H66V186H62V184H60V185H59V186L61 187V188H60V187L55 183V181H54V182L51 181V182H52V187H51V182H47V183L44 184L45 187L43 186L44 194H41V193L38 194V195L41 194V197H40V198H39V196H35L32 192H29L30 195L32 194V195H34V198H35V197L37 198V199H35V200H36L38 203H42V205H43V204H44V203H43V202H44V201H43L44 198L42 199V196H44L45 193H46V194L49 193V195L51 194V197H53L55 200H53V198H51L50 196H49L50 198H49L48 196H46V197H48L47 199H48V200H53V201H49V202H50L51 204H52L53 202H55L54 205L56 204L55 206H57V207H59V204H60V203H59V199L61 198V196H62V198H64V199L61 198V199H62V200H61L62 203L67 201V202H69V204H70V200L73 199V200L71 201V202H72V204H71V205H72V208H73V206L75 205V203H77V204L75 205V208H77V210L81 213V216H80L79 213H78V211L75 210V208H73V211L75 210V212H76V217H77V218H76V217H75V214L73 213V211H71V212L73 213V215H74V218L77 219V220L80 218V220L83 222V219H82L83 216H85V217L87 216V215H83L87 208H88V209H87V210H88V213H90V211H92L93 214H92V218H91L89 224H88V225L85 224V225H86V228H83L82 231H81L80 229L82 228V226L84 227L85 225H81L82 222H81L80 220L78 221V223H77V224L79 225L78 228H80L78 231H81V232H79V234H78V235H79V237H77L78 239H76L73 243H69V244H68V241H70V238L72 239V237H71L72 235H71V234H72V232H73V229H76V228L71 229V228H70L71 225H69V224H64V223H63L64 225H66V227L69 225V227H67V228L65 227V234H64V233H63V232H64V230H63V229H64V228H63L64 225L61 224V223H59V226H60V229H59V230L63 231V232H62L63 235L60 233V232H61V231H60V232H59L60 234H58L59 236H58V235H55V236H54V235H51V234H50V236H49V235H48V236H44V235L42 234L41 230H38L37 228H35V226H36L35 224L37 223V220L35 221V218H36V217H34L33 214H32L33 211L37 210V207L40 208V207H42V205H41V204H38V203L36 204V202H34L35 200H34L33 198H30L32 195H31V196H29V194L27 195V193H28L29 190H28L27 186H25V183H24V184L22 183V182H24V181H21V176H20V175L18 176L20 180H19L18 178H16V175H17L16 172H17V170L14 171V169H16V168H11V169L13 170L12 173H15V174H12V175H14L13 177L11 176L12 179H11V177H9V174L11 175V170H9L10 173H9V171H7V170L5 171V169H10L9 167L17 166V162H16ZM26 161H27V162H26ZM28 161H29V162H28ZM118 161L121 162V163H119V164H123V165H125L124 162H122V160H118ZM158 161H160V160H158ZM170 161H172V162H175V161H176L175 164L173 163V166L176 165V163H178V164H179V168H181L182 171H181L179 168H178L177 170L174 169L173 166H172V162H170ZM192 161H193V162H192ZM211 161H212V160H211ZM243 161H242V162H243ZM11 162H12V164H11ZM22 162H23V163H22ZM33 162H35L34 164H35L37 167H40V166H41V167H40V168H41L40 171H43V169H44V168L46 169L47 167L50 168V169H54V170H55V168H56V170H55V171H52V170L50 171V170H49V173H48V172H47V169H48V168H47L46 170L44 169V172H47V173H44V174L42 173V176H41V174H39V170L35 169V165L32 166V165H33ZM42 162H43V163H42ZM44 162H46V164H45ZM47 162H49V163H48L49 165L47 164ZM57 162H59L58 164H59V167L61 166V168H62V164L64 165L66 162H68V163H66V165H67V164H70V166H72V167H69V168H70V169L73 168L72 171H71L69 168H67L68 165H67V166L64 165L65 168L69 169L70 172H68L67 169H66V170H64L63 168H62V169H61V168L59 169V167H58V171H59V170H62V171L56 172V171H57V167L54 166V167H55V168H54L53 165H55V163L57 164ZM76 162H78V160H77ZM91 162H92V163H91ZM256 162H257V161H256ZM21 163H22L23 165H21ZM41 163H42V164H41ZM97 163H99V161H98ZM117 163H118V162H117ZM117 163H116V165H117ZM165 163H166V164H165ZM260 163H261V166H262V165H263L262 163H264V160H263V162H260ZM4 164H5V165L8 164V165H9L8 168H5V167H4V166H5ZM15 164H16V165H15ZM26 164H27L28 166H27ZM31 164H32V165H31ZM83 164H84V163L82 162V165H81V163H79V164H77V165H81V166H83ZM92 164H93V165H92ZM113 164H115V163H113ZM150 164H152V165L150 166ZM188 164H190V165H188ZM235 164H237L236 167H237L238 165L245 164L244 166L241 165V166H243V169H244V170L241 169L240 172H238V173L236 172V173H237L236 176H234V173H233V172L236 171L235 169H237V168L234 167ZM249 164H248V165H249ZM252 164H256V163H253V162H252ZM252 164H251V165H252ZM11 165H12V166H11ZM46 165H47V166H46ZM99 165H97V166H99ZM198 165H200V166H198ZM6 166H7V165H6ZM23 166H24V169H23ZM26 166H27V167L30 166V167H29L30 169H28ZM56 166H57V165H56ZM64 166H63V167H64ZM81 166H79V168H80ZM100 166H99V167H100ZM120 166H122V165H120ZM125 166H126V165H125ZM149 166H150V168H149ZM177 166H178V165H177ZM25 167H26V168H25ZM42 167H43V168H42ZM52 167H53V168H52ZM76 167H78V166H76ZM84 167H85V165H84L83 167H81V168H84ZM99 167H98V168H99ZM102 167H104V166H102ZM123 167H124V166H123ZM126 167H127V166H126ZM132 167H133V169H132ZM174 167L177 168L176 166H174ZM220 167H221V168H220ZM239 167H240V166H239ZM239 167H238V168H239ZM252 167H254V166H252ZM40 168H38V169H40ZM129 168H130V169H129ZM140 168H143L142 171H144V172H142V171L140 170V171L142 172V175H140L141 178H138V179H140V181H139L138 179H136L137 184H139V185H137L136 182H134L136 177H133V176H131V175L134 174V173H133L134 171L136 172V171H137L138 169H140ZM152 168H153V169H152ZM211 168H212V167H211ZM214 168H215V166H214ZM233 168H235V169H234L235 171H233ZM241 168H242V167H241ZM255 168H256V170H257V168H259V169H258L259 171H258V170L256 171ZM255 168H254V170L256 171V173H260L261 176H262V175L264 176V173H263L264 171L261 169V168L264 169V166L260 167V165L256 164V167H255ZM2 169H3V170H2ZM19 169H18V170H19ZM32 169H33V170H32ZM34 169H35V170H34ZM122 169H121V170H122ZM135 169H136V170H135ZM151 169H152L153 171H152ZM228 169H229V168H228ZM239 169H240V168H239ZM250 169H251V167H250ZM250 169H249V170H250ZM1 170H2V173H1ZM23 170H24V173H23ZM27 170H29V171L31 170V171L29 172V171H27ZM63 170L65 171V173H63V172H64ZM83 170H84V169H83ZM83 170H82V171H83ZM95 170H96V169H95ZM111 170H112V171H111ZM125 170H127L128 172H131L132 174L129 175V173H128L127 171H125ZM132 170H133V172H132ZM149 170H150V171H149ZM179 170H180V171H179ZM189 170H190V171H189ZM214 170H215V169H214ZM249 170H247V171H249ZM33 171H34V173H32ZM90 171H91V170H90ZM124 171H125L126 173H128V174L125 173L126 176H125L124 174H123V176H120V173L122 174V172L124 173ZM138 171H139V170H138ZM140 171H139V172H140ZM148 171H149L150 173H149ZM209 171H210V170H209ZM211 171H213V170L211 169ZM237 171H239V170L237 169ZM252 171H253V170L251 169V172L249 171V172H247V173L251 174V176H252V174H253V175L255 174V176H256V173H255L254 171H253V172H252ZM261 171H263V172H262L263 174L261 173ZM5 172H8V173H5ZM54 172H55V173H54ZM106 172H107V173L109 172L108 175H106V174H107ZM147 172H148V173H147ZM245 172H246V171H245ZM17 173H18V172H17ZM51 173H52V174H51ZM56 173H57L58 176L56 175ZM58 173H60V174H58ZM61 173H62V174H61ZM66 173H67V174H66ZM73 173H74V174H73ZM97 173H99L98 177H97ZM210 173H211V174H210ZM230 173H231V174L233 173V174H232L233 176H231V177H232V180H230V178H231V177H230V175H231ZM236 173H235V174H236ZM2 174H3V175H6V176H4V178H3V175H2ZM31 174H32V175H31ZM63 174H65L66 176H67V175H71V176H72V174H73V176H72V178H71V176H70V178H69V176H67V177H68V180H66L67 177H65V175L63 176ZM109 174H110V175H109ZM117 174H118V177H117ZM139 174H141V173H138V172H137V175H139ZM216 174H217V172H216ZM239 174H240V175H239ZM7 175H8V178L11 179V182H10V180H8V178H6ZM34 175H36V178H35V179L32 178V176H34ZM54 175H56V176L54 177ZM59 175H60V176H59ZM135 175H136V173H135ZM137 175H136V176H137ZM143 175H144V176H143ZM148 175H149V178H148ZM217 175H218V174H217ZM27 176H28V177L30 176V177H29V180L27 179V178H28ZM115 176H116V177H115ZM119 176H120V177H119ZM124 176H125V177H127V176H131V177H129V178H131V180H130L129 178H127V179L125 180V181L128 182V183H129V182H132V183H129V185L127 184L126 187L123 185V184L125 183V182L123 183V179H122V178H124ZM140 176H139V177H140ZM142 176L144 177V179L142 178ZM145 176L147 177V179H146ZM261 176H260V177H261ZM47 177H46L45 179H49V178H47ZM84 177H85V179H84ZM114 177H115V178H114ZM207 177L209 178V180H210V179H211V180L206 182V179H208ZM233 177H234V178H233ZM256 177H258V175H257ZM1 178H2V180H1ZM13 178L16 179V181H15ZM31 178L33 179V181H32ZM54 178H55V179H54ZM112 178L114 179V181H115L116 179H119V180H120V181L118 180V182H119V183H117L118 185H119L120 182L122 181V182H121L122 184H120V185H123L124 188H123V186H122L123 189L118 190L119 188H118V189L116 188L117 190H116V189L113 190L112 187H113V186H114V187H117L118 185L113 184L114 181H113L112 184H110V182L113 180ZM120 178H121V179H120ZM132 178H133V179H132ZM215 178H216V179H217V178H219V179L221 178L220 180L225 181L227 184H226L224 187H223V185H221L222 187L220 186L221 188L218 189L217 191H216L214 188L217 189V187L219 188V186H217V187H214V186H213V187H214V188H213L214 190H213L212 192L214 193V191H215V195L213 196V195H210L212 192L209 193V192L212 190V186H211V188H209V187H210V185H209V186H207L208 188L206 189V185H208V182H211V183H213L214 185H215V184L218 185L219 182L216 183L217 180H216ZM252 178H255V177L253 176V177L250 178V175H249V178H247V179L249 180V179H252ZM258 178H259V177H258ZM17 179H18V180H17ZM69 179H70V180H69ZM86 179H87V180H86ZM124 179H125V178H124ZM128 179H129V180H128ZM142 179H143V180H142ZM262 179H264V177H263ZM3 180H4V185L1 184V183L3 182ZM5 180H6V182H7V181L9 182L8 185L5 184V183H6ZM12 180H13V181H12ZM27 180H28V183H27ZM30 180H31V182H29ZM88 180H89V181H88ZM133 180H134V181H133ZM141 180H142V181H141ZM144 180H145V181L147 180V181L144 182ZM148 180H149V181H148ZM254 180H257V178L254 179ZM1 181H2V182H1ZM18 181L21 182V183L19 182V185H17V184H18V183H17ZM116 181H117V180H116ZM164 181H165V183H166V182H169V183L165 184ZM251 181H252V180H251ZM70 182H72V183H70ZM91 182H92V183H91ZM102 182H104V181H102ZM138 182H140V183H138ZM143 182H144V183H143ZM172 182H173V183H178V185L180 184V185H181L180 187H181L182 189H181L180 187H177V184H172ZM179 182H180V183H179ZM256 182H257V181H256ZM16 183H17V184H16ZM67 183H66V184H67ZM74 183H75V182H74ZM115 183H116V182H115ZM142 183H143V184H142ZM157 183H158V185H159V183H160V186L156 185ZM181 183H182V184H181ZM20 184H23V185L25 186L26 189H24V186H23V185H21V186H23V187H21ZM55 184H56V186H58V188L56 187V189L53 188V187H55ZM69 184H68V185H69ZM76 184H77V183H76ZM96 184H97V185H96ZM98 184H99L100 186H99ZM164 184H165V185H164ZM168 184H169V185H170V184L173 185V187H174V185H175V186L177 187L176 191H175V187H174V189H173L172 186H171L170 188L167 187ZM192 184H193V185L195 184V185H194V188H193V185H192ZM263 184H264V182H263ZM48 185L50 186V188H49ZM63 185H65V184L63 183ZM72 185H73V186H72ZM87 185H88V184H87ZM95 185H96V186H95ZM111 185H112V187H111ZM115 185H116V186H115ZM125 185H126V183H125ZM166 185H167V186H166ZM183 185H184V186H183ZM185 185H186V187H185ZM254 185H255V184H254ZM254 185H253V186H254ZM256 185H257V183H256ZM256 185H255V186H256ZM261 185H262V184H261ZM8 186H9V187H8ZM105 186H108V187H105ZM132 186L134 187V190L132 189ZM157 186H158V187H157ZM164 186H166V189L161 188V187H164ZM182 186L186 188V189H185V190H186L185 193H187L186 195H184V193H183V195H182V197L184 196L183 198H185V196L187 197V195H190V193L188 194V192H192V191H190V186H191V189H192V190L194 189V191L197 190V189H199L200 191H203V190H201V189H206V190H204V191L207 192V191L210 189V191H208V195H210V197L212 196L213 198L211 197V198H212L211 200L214 201V202H211V204H212V203H213V204L217 203V204L214 205L215 207H210L211 204H209V205L206 207V210H205L204 212H202V211H203L202 208H203L204 206H206V205H205L206 202H204V200H203V204H204V205L200 202V203L203 205V207L201 208V206L199 205L200 203L198 202V200H197V202H196L195 200H196V199H200V201H201L204 197L206 198V197H209V196H207V193H204V191H203V194L201 193V194H202V199H201V198H200L201 195H200V191H199V190H197L198 192L195 191V192H196L195 194H197V197L200 196L199 198L195 197V194L193 195L195 198H194L193 196H190V198L192 197V199H194L195 202H194L193 200H191V199L189 200V199H188L189 196H188L185 200H183L182 197H180L178 200H177V198H176V199H175V198L173 199V197H175L176 195L179 196V194H177V192L181 193V192L184 191V190H183L184 188H183ZM253 186H252V187H253ZM255 186H254V187H255ZM5 187H4V188H5ZM11 187H12V186H11ZM62 187H64V189L66 188L69 192H72V190H73L74 192H76V193L78 192V193H77L78 195L76 194V196L74 197L75 194H73V193H74V192H73V193H71V196H68V198L70 197V199L67 200L68 198L65 199L67 193H64L65 190L62 189ZM130 187H131V188H130ZM159 187H160L161 191H163V190H166V191H167V193H165V191H163L165 194H168V190L172 188L173 190L171 191V193L175 192L176 194H173V195H174V196H173L172 194L170 195V193H169L168 195H170V196L172 197V199L175 200V202H176V200H177V201H178V202H177L178 204H179L180 199L182 198V200L180 201V204H179V205H178L177 203H175V204H177V205L179 206V209H177V210L175 209L177 206H176V205L173 206V205H174V202H172L171 200H169V199H170V196L166 195L167 197H169V199H168V198H166V196L164 195L166 202H165V200H164V202H163V200H161V201H162L161 203H163V204L166 203V204L163 205V206H164V207H168L167 205H170V204H171V207L173 206L174 208H172L173 210H172V209H169V207H170V206H169L167 209H165V212H163V211H164V210H163L164 208L161 209V206H160L161 204L159 205L160 200L158 199V197L161 196V195L157 194L158 190H160ZM195 187H196L197 189H195ZM2 188H1V190L3 191L4 189H2ZM21 188H23L24 190L21 189ZM51 188H52L53 190L55 189V191H54L53 193H56L55 195H57V196H53V195H52V193H51L52 190H50ZM59 188H60V189H59ZM120 188H121V186H120ZM167 188H169V189H167ZM10 189H11V190H10ZM110 189H111V190H110ZM128 189H130V190H128ZM180 189H181V192L179 191ZM1 190H0V193L2 192ZM21 190H22V192H23L22 194H21ZM56 190H57V191H58V190H63V191H58V192H56ZM121 190H122V191H121ZM132 190H133V192L131 193L130 191H132ZM141 190H145L146 192H145V191H142V192H141ZM177 190H178V191H177ZM182 190H183V191H182ZM24 191H25V192H24ZM50 191H51V192H50ZM79 191H80V192H79ZM103 191H104V190H103ZM105 191H104V192H105ZM113 191H114V192H113ZM221 191H222V190H221ZM221 191H219V192H221ZM258 191H259V192H258ZM42 192H43V191H42ZM59 192H60V193H59ZM81 192H83V194H82ZM84 192H85L86 194H85ZM219 192H218V194H219ZM223 192H224V190H223ZM260 192H261V194H260ZM2 193H3V192H2ZM24 193H25V194H24ZM61 193H64L65 196H64L63 194L58 196V194H61ZM140 193L143 194V196L145 195V200H147V202L145 201L146 203L143 202V201H141L144 197H141V196H140ZM144 193H145V194H144ZM159 193H160V192H159ZM192 193H193V192H192ZM192 193H191V195H192ZM224 193H226V191H225ZM224 193H222V194H224ZM241 193H242V192H241ZM258 193H259V194H258ZM13 194H14V195H13ZM20 194H21V197H20ZM84 194H85V195H84ZM118 194H119L120 196H119ZM132 194H135V195H134L135 197H133ZM161 194L163 195L162 192H161ZM181 194H182V193H181ZM181 194H180V196H181ZM198 194H199V195H198ZM255 194H256V196H255ZM36 195H37V194H36ZM108 195H107V196H108ZM121 195H122V196H121ZM204 195H206V196H204ZM219 195H220V194H219ZM224 195H225V194H224ZM224 195H221V197L224 196ZM257 195H258V197L263 195V196H262L263 198H262V197L258 198ZM12 196H13V198H12ZM24 196H29V197H28V198H25ZM72 196H73V198H72ZM81 196H82V197H81ZM130 196L133 197L134 199L130 200V198H131ZM203 196H204V197H203ZM3 197L5 198L6 202H5V200H4ZM32 197H33V196H32ZM76 197H77V199H76ZM84 197H85V198H84ZM126 197H128V198H126ZM147 197H148V199H147ZM161 197H162V196H161ZM176 197H177V196H176ZM247 197L249 198V200H248ZM1 198H2V200H1ZM11 198H12V199H11ZM78 198L80 199V201H79ZM82 198H84L86 201H88V203L91 202L92 204H91V203H90V204H87V202H85V200L82 199ZM108 198H109V200H108ZM205 198H204V199H205ZM222 198H223V197H222ZM245 198L248 200L247 202H245V201H246ZM254 198H256V199H255L256 201H254ZM7 199H8V201H7ZM9 199H11V201H10ZM16 199H17V200H16ZM24 199H26V200H27V199H28V200H29V199H32V200H29V201H31V202H28V201L26 202V200H24ZM45 199H46V198H45ZM47 199H46V201H48ZM57 199H58V200H57ZM74 199H76L78 202H76ZM161 199H162V198H161ZM167 199H168L169 201H168ZM187 199H188V201H187ZM14 200H15V201H14ZM19 200H20V202L23 201V203H22V204H24L23 206L21 205V203L19 202ZM21 200H22V201H21ZM33 200H34V201H33ZM38 200H40V202H39ZM41 200H42L43 202H41ZM56 200H57V201H56ZM64 200H66V201H64ZM127 200H128L129 202H131V201L134 200V201H133L134 206L131 205V204H129V203L123 202V201H127ZM208 200H209V203H210V198H209ZM238 200L236 201V203L234 202V203H235V205H234L235 207H236V204H237ZM251 200H252V201H251ZM1 201H3V202H1ZM24 201H25V203H26L27 205H28V203H32V202H33V205H34V203H35V205H34L35 207H34L33 205L30 204V205L33 206V207L31 208V206L28 205V206L30 207V210L27 209V208H29V207H28V206H25ZM46 201H45V203H46ZM73 201H74V203H73ZM83 201H84L85 203H84ZM108 201H110V203H109ZM128 201H127V202H128ZM158 201H159V202H158ZM170 201H171V202H170ZM182 201H183V203H181ZM186 201H187V202H186ZM205 201H206V200H205ZM253 201H254V202H253ZM7 202H8V203H7ZM9 202H11V204H13V205L10 204L11 207L13 206V207H12V210H11V208H10V206H9ZM12 202H13V203H12ZM15 202H16V205H17V202H19L18 204H19L20 206H22L23 208L27 209V210H23V209L19 210L20 207H19L18 205L15 206ZM49 202H48L47 204H45L46 207H47V205L49 204ZM67 202H66L65 204L63 203V207L60 206V207H61V210H63V209L65 210V207H67L66 204H68ZM80 202H82L83 204H82V203L80 204ZM134 202H135L136 204H135ZM139 202H141V204H140ZM167 202H168V204H167ZM184 202H186V203L184 204ZM188 202H189V203H188ZM190 202L196 203V206H197V207L195 208V205H194L193 203H190ZM248 202H251V203H248ZM255 202H256V204L258 205V206H256V208H255V205H256ZM57 203H59V204L57 205ZM123 203L125 204L124 206H123ZM131 203H132V202H131ZM187 203H188V204H187ZM197 203H198L199 206L197 205ZM241 203H242V205H241ZM246 203H247V204H246ZM253 203H254V204H253ZM4 204H6V205H4ZM78 204H79V205H78ZM84 204H85V205H89V207L84 206ZM126 204H127V205H126ZM181 204H182V205H181ZM192 204H193L194 207H191V208H192V209H191V208H190V205H192ZM206 204H207V203H206ZM249 204H250V205H249ZM36 205H40V206H37V207H36ZM52 205H53V204H52ZM60 205H61V204H60ZM64 205H65V207H64ZM71 205H70V206H71ZM77 205H78V206H77ZM92 205H93V206H92ZM128 205H130V206H128ZM158 205H159V206H158ZM180 205H181L182 207H181ZM186 205H187V206H186ZM244 205H245V206H244ZM252 205H254V206H252ZM3 206H4V207H3ZM7 206H8L10 209H8ZM24 206H25V207H24ZM45 206H43V208H44ZM55 206H54V207H55ZM76 206H77V207H76ZM80 206H81V208H80ZM82 206H83V209H82ZM188 206H189V207H188ZM220 206H221V205H220ZM220 206H219V207H220ZM251 206H252V207H251ZM16 207H18V208H16ZM26 207H27V208H26ZM46 207L44 208V210L41 208V209H40V210H41L40 212H42V210L45 211ZM68 207H69V205H68ZM68 207H67L66 212L68 211ZM85 207H86V208H85ZM101 207H102V208H101ZM127 207H128V209H127ZM129 207H131L132 209L129 208ZM209 207H210L211 209H210ZM219 207H218V208H219ZM237 207H238V204H237ZM240 207H241V208H240ZM253 207H254V208H253ZM4 208H7V209L4 210ZM34 208H36V209H34ZM39 208H38V210H39ZM47 208H48V207H47ZM62 208H63V209H62ZM70 208H71V207H70ZM70 208H69V211H68V212H70ZM78 208H79V209H78ZM103 208H104V209H103ZM124 208H125V209H124ZM177 208H178V207H177ZM194 208H195V209H194ZM198 208H199V209H198ZM200 208H201V210H200ZM243 208H244L248 213H247ZM252 208H253V209H252ZM13 209H18V210H19V212H18V210H17V213H18V214H19L20 212L22 213V212L25 211L24 213H22V215H25V213H26L27 215H28V214H31V215H29V216H27V215H26V216H22L21 214H20V215H17L16 211H14ZM129 209H130V210H129ZM187 209L190 210L191 212L200 211V212H197V213H199V217H197V213H191V212L188 211ZM207 209H210V211H212V214H210V213H211L210 211H208V213H206ZM235 209H236V208H235ZM235 209H234V210H235ZM251 209L254 210L253 213H255L256 210H258V213L261 212V214H260L259 216H258V214H257V216H255L256 214H254V215L251 214V212H250V211H252ZM255 209H256V210H255ZM22 210H23V211H22ZM28 210H29L31 213H30V212H29V213L26 212V211H28ZM84 210H85V211H84ZM138 210H140V211H138ZM166 210H170V211L168 212V215H165V214H167V211H166ZM217 210H219V212H218L219 215H218V216H217L218 213L216 214ZM261 210H262V211H261ZM9 211H10V212L12 211V212L10 213ZM13 211L15 212V217H14V215H13V217H11ZM83 211H84V212H83ZM128 211H129V212H128ZM135 211H136V212H135ZM173 211H174V212H173ZM186 211H187V212H186ZM215 211H216V212H215ZM221 211H222L223 213H221ZM238 211H241L240 213H246L245 216H244V214H243V215H240V213H239ZM62 212H63V211H62ZM62 212H61V213H62ZM126 212H127L128 214H127ZM170 212L172 213V215H171ZM177 212H179V213L181 212V213H182V214H179V215H181V216H180L181 219H182V217H183L182 220H180V217H177V218L179 219V221L177 220L176 216H179ZM237 212L239 213V215H238ZM9 213H10V214H9ZM61 213H59V216H60V217L63 216V217L65 218V216L63 215V214H65V213H64V212H63L62 214H61ZM88 213H87V211H86V214H88ZM136 213H137V214H136ZM139 213L141 214L140 217L137 216V215H140ZM176 213H177V214H176ZM200 213H201V215H202V214H203V215L200 216ZM220 213H221V214H220ZM228 213H229V215H228ZM77 214H78L80 217H79ZM102 214H103V215H102ZM125 214H127L128 216L125 215ZM174 214H176V216H173ZM224 214H226V215H224ZM248 214H249V215H248ZM250 214H251L253 217L250 216ZM95 215H96V216L98 215V216L96 217ZM232 215H233V216H232ZM235 215H237V216H235ZM247 215H248L249 217H248ZM16 216L18 217L19 220L17 219ZM125 216H126V217H125ZM165 216H166V217H165ZM216 216H217V217H216ZM224 216L228 217L229 220L226 219V218H224ZM229 216H230L231 218H230ZM234 216H235L236 218H235ZM243 216H244V217H243ZM260 216H261V217H260ZM9 217L11 218V220H10L11 222L9 221V219H10ZM22 217H23V218H22ZM25 217H26V218H25ZM33 217H34V222H36L35 224L32 223V220H33V219H32V220L30 219V218H33ZM63 217H62V218H63ZM87 217H88V216H87ZM100 217H101V218H100ZM164 217H165V219H164ZM170 217H173V219L170 218ZM174 217H175L176 219H174ZM214 217H216V219H215ZM220 217H221V218H220ZM262 217H263V219H260V218H262ZM13 218H14L15 220H14ZM97 218H98V219H97ZM167 218H168V220H167ZM169 218H170V219H169ZM184 218H185V220H184ZM196 218H197V219H196ZM237 218H238V219H237ZM242 218H244V221H243ZM245 218H246V219H245ZM16 219H17V220H16ZM21 219H22V220H21ZM24 219H25V220H24ZM29 219H30V220H29ZM163 219H164V220H163ZM171 219H172V221L175 220V222H176V220H177L176 224L178 223V225H176L175 222H174V223H173V222H170V225H172V223L175 225V226L173 225L174 228L171 227V226L169 225V223H167V221H169V220L171 221ZM191 219H192V221H193V219H194V221H193V222H192V221L190 222ZM234 219H235V220H234ZM240 219H241L244 223L246 222V224H247V222H248V224L250 223V225L247 227L246 225L241 224L242 221H241ZM13 220L16 221V222H14ZM23 220H24V221H23ZM61 220H63V219H61ZM77 220H76V221H77ZM126 220H127V221H126ZM135 220H136V221H135ZM207 220L209 221V223H208ZM210 220H211V221H210ZM213 220H214V221H213ZM221 220H222V221H221ZM223 220H224V221H223ZM246 220H247V221H246ZM260 220H261V222H260ZM164 221H165L166 223H165ZM180 221H181V222H180ZM186 221L190 222V224H187L188 222H186ZM201 221H202V222H201ZM220 221H221V222H220ZM226 221H228V222H226ZM230 221H232V222H230ZM254 221H255L256 223H254ZM258 221H259L260 223H262V222H263V223L260 224ZM138 222H139V223H138ZM179 222H180V223H179ZM184 222H186L185 225L187 224L188 226H187L186 228H185V226H184L183 228H180V226H181V227L183 226ZM194 222H195V225H194ZM204 222H207V223L205 224V225H206V228H204L205 226H203V225H204ZM251 222H252V225H251ZM18 223H20V225H21V224H22V225L19 226ZM23 223H24V224H23ZM202 223H203V224H202ZM210 223H211V224H210ZM214 223H213V224H214ZM233 223H234V224H233ZM15 224H16V225H15ZM32 224H33V225H32ZM75 224H76V223H75ZM75 224H73V225H75ZM77 224H76V225H77ZM83 224H84V222H83ZM125 224H126V225H125ZM135 224L138 225V228L135 227V226H136ZM201 224H202V225H201ZM227 224L230 225L229 228H228V225H227ZM236 224H237V226H236ZM240 224H241V225H240ZM255 224H256V225H255ZM62 225H63V226H62ZM198 225L203 226L204 229L202 230V228H201V229L198 228ZM220 225H219V226H220ZM231 225H233V226H231ZM254 225H255V226H254ZM192 226H193V227H192ZM243 226H244V227H243ZM250 226H251L252 228H250ZM18 227H19V228H18ZM61 227H62L63 229H62ZM72 227H76V226H72ZM124 227H125V228H124ZM134 227H135L136 229H135ZM176 227H177L178 229H177ZM196 227H197V230L195 229ZM210 227H214L213 230H212V228L210 229ZM34 228L37 230V232H38L39 234L34 230ZM97 228H98V229H97ZM123 228H124V229H123ZM164 228H165V229H164ZM184 228H185V229H184ZM207 228H208V229H207ZM217 228H218V227H217ZM217 228H216V229H217ZM221 228H220V229H221ZM227 228H228V229H227ZM248 228H249V229H248ZM255 228H256V231H255ZM258 228H259V230H257ZM18 229H19V230H18ZM22 229H23V231H22ZM180 229H181V230H184L185 232L181 231ZM206 229H207V230H206ZM209 229L212 230V231L215 230L214 232L211 231V235H212V236H216V237H214L215 239L212 237L213 241H212V239H210L211 236L209 235V233H210V230H209ZM218 229H219V228H218ZM220 229H219V230H220ZM238 229H239V231H238ZM250 229H252V230H250ZM166 230H167V231H166ZM175 230H176V231H175ZM179 230H180V232H179ZM198 230H201V231H202V232L199 231V232L202 233L201 235H200L199 233H198V235H196V233L194 232V231L197 232ZM204 230H206V231L209 230V231H208L209 233L207 234ZM244 230H245V231H244ZM253 230H254L255 232H254ZM26 231H27V232H26ZM71 231H72V232H71ZM163 231H164L165 234H163ZM168 231H169V232H168ZM189 231H190V232H189ZM224 231H223V234L221 235V237L224 238V239H225V237H226L225 241H226V240H229V238H228L229 236H228V235L226 236V233H225ZM17 232H18V233H17ZM21 232H23V233H21ZM29 232H30V233H29ZM32 232H36L37 235H36V233H35V234H34V233L32 234ZM40 232H41V233H40ZM125 232H126V233H125ZM167 232L170 233V234H169L170 237H169V235L167 234ZM175 232H176V233H175ZM193 232H194V235L196 236V237L194 236V237H195L194 239H193V235H192ZM204 232H205V233H204ZM245 232H246V233H245ZM251 232H252V233H251ZM27 233L29 234V236H27V235H28ZM174 233H175V234H174ZM180 233H181V234H180ZM191 233H192V234H191ZM212 233H213L214 235H213ZM215 233H218V234L215 235ZM224 233H225V234H224ZM242 233H241V234H242ZM248 233H249V234H248ZM250 233H251L252 235H251ZM254 233H255V235H254ZM188 234H191L192 236H190V235H188ZM205 234H206V235H205ZM24 235H25V236H24ZM41 235H43V236H41ZM87 235H88V234H87ZM165 235H166V236L168 235L167 237H169L168 241L166 240L167 242L165 241V238L167 239V237H166ZM181 235H182V236H181ZM185 235H186V236H185ZM207 235H209L210 238H209ZM250 235H251V236H250ZM15 236H17V237H15ZM26 236H27L28 238H25ZM35 236H36V237H35ZM163 236H164V238H163ZM203 236L208 237V239H210L211 242H213V243L209 242V240H206V241H208L207 243H209V244L206 243V245H208V246H206V247H205L206 249L204 248V249H205V250H204V249H202V248L205 246V245H204L205 243H204V244L202 245L203 247H202V248L200 247V250L202 249V251L200 252L199 249H196V243H197V247H199V246H198L199 244H200V246H201V243H203V241H204L205 238H206V237L203 238ZM248 236H249V238H248ZM8 237H7V240L5 239L6 242H7V241H10L9 239H11V238H8ZM171 237H174L173 240H172ZM190 237L193 239V241H192V239H191V241H192L193 243L195 242V244H193V243L190 241V239H189ZM221 237H218V238L216 239L215 242H217V243H218V241L221 242L220 240H218V239L221 238ZM14 238H13V239H14ZM24 238H25V239H24ZM196 238H197V240L195 241ZM227 238H228V239H227ZM235 238H236V237H235ZM235 238H233V239H235ZM21 239H22V242L19 243V242L21 241ZM188 239H189V241H188ZM224 239H223V240H224ZM230 239H232V237H231ZM23 240H24V242H23ZM169 240H172V241H169ZM221 240H222V239H221ZM235 240H236V239H235ZM11 241H13V240L11 239ZM11 241H10V242H11ZM18 241H19V242H18ZM164 241H165V243H164ZM231 241H233V240H231ZM10 242H8V243H10ZM14 242H15V241H14ZM168 242H169V243H168ZM198 242H199V244H198ZM226 242H227V241H226ZM240 242L233 241L232 243H233V244L235 243V244H234V245L232 244V246H231V244H230V246L233 248V246L235 247L237 244H240ZM167 243H168L169 246L167 245ZM189 243H190V244H189ZM177 244H179V245H177ZM191 244H192V245H191ZM242 244H241V246H242ZM166 245H167V246H166ZM175 245H176V247L179 246L178 248H181V252H183V254L186 256V257H185V256H183V257H185L186 259L182 257V254L179 255V254L181 253L180 250H179V253L177 252V249H176V250H173V249L176 248ZM180 245H183V246H180ZM244 245H245V244H244ZM238 246H239V245H238ZM241 246H240V247H241ZM245 246H246V245H245ZM163 247H164V248H163ZM165 247H167V248L165 249ZM182 247H185L184 249L186 250V251H185L186 254L188 253L187 251L190 252V249H189V247H190V248L192 249V250H191V253H192V254L194 253V254H193L194 257H193L192 254H190V255H192V256H190L189 253L186 255L185 252H184V249H183ZM187 247H188V249H186ZM212 247H213V245H212ZM228 247H229V246H228ZM231 247H230V248H231ZM240 247H239V248H240ZM242 247H244V246H242ZM171 249H172V250H171ZM182 249H183V251H182ZM210 249H211V245H210ZM212 249H213V248H212ZM233 249H234L235 251H237V250H236V247L233 248ZM241 249H242V248H240V251H241ZM164 250H165V251H164ZM195 250L198 251V252L196 253ZM216 250H218V248L215 249V251H216ZM243 250L245 251V248H244ZM175 251H176L177 253H176ZM192 251H193V252H192ZM210 251H211V250H210ZM210 251L207 252V253H209L208 255H213V254H214V255H218V254H220V253H218V254L215 253L214 250H213V253H210ZM218 251H219V250H218ZM218 251H216V252H218ZM244 251H243V252H244ZM246 251H247V250H246ZM167 252H169V253H167ZM171 252H172V253L174 252L175 254H178V255L172 254V255L170 256ZM199 252H200V253H199ZM249 252H248V253H249ZM253 252H255V253L253 254ZM258 252H259V254L261 253V254H260L261 257H259L258 254H256V253H258ZM198 253H199V254H198ZM207 253H205V254H207ZM248 253L246 252V254H245V252H244V255H243V256H244L245 259L250 260V258H252V256L250 255V253H249V254H248ZM159 254H160V255H159ZM247 254H248L249 257H250V256H251V257H250V258H249L248 256H247L248 258L245 257ZM168 255H169V257H168ZM188 255H189L190 257H188ZM214 255H213V256H214ZM15 256H16V255H15ZM158 256H159L160 258H159ZM175 256H176V258H174ZM198 256H201V258L198 257ZM128 257H129V258H128ZM156 257H157V258H156ZM180 257H178V258L176 259V261L173 260L170 264H173V263L175 264V263L178 261V259H181ZM192 257L194 258L193 260H191ZM196 257H198V260H197ZM211 257H212V256H211ZM256 257H253L252 260H250V261H252V262H251L252 264H255V261H256V260L254 261V258H256ZM15 258H17V257H15ZM166 258H167L168 260H167ZM189 258H190V259H189ZM203 258H204V260H203ZM217 258L219 259V257H217ZM258 258H256V259H257V260H260V259H258ZM185 260H190V262H189V261H185ZM248 260H247V263H248ZM167 261H168V262H167ZM181 261H180V262L178 261L177 263L181 264ZM192 261H193V262H192ZM201 261H202V262H201ZM200 262H201V263H200ZM253 262H254V263H253ZM260 262H261V260H260ZM262 262H261V263L256 262V264H257V263H258V264H264V262H263V263H262ZM177 263H176V264H177ZM183 263H182V264H183ZM195 263L198 264L197 262H195ZM247 263H246V264H247ZM251 263L249 262V264H251Z\"/></svg>","mask_w":264,"mask_h":264},{"label":"crops","instance_id":"obj_3","mask_svg":"<svg viewBox=\"0 0 264 264\" xmlns=\"http://www.w3.org/2000/svg\"><path fill=\"white\" fill-rule=\"evenodd\" d=\"M24 1L39 6L65 20H71V22H76L78 25L82 24L84 27L92 28L97 25L101 19L102 0ZM88 232L89 230L84 234V237L82 236L81 243L79 244L83 252L84 250L85 252L72 264H126L125 259H123L125 252L122 246H120L123 241L116 242L111 237H105L95 228H91L90 234ZM76 247L65 252L50 254L32 252L22 254V256L18 257L9 256L7 253L6 257L11 264H67L65 262L67 252L75 250Z\"/></svg>","mask_w":264,"mask_h":264}]
</instances>
